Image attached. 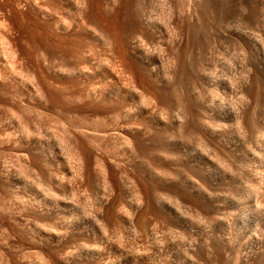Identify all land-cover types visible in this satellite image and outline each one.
<instances>
[{"label": "rangeland", "instance_id": "374dc122", "mask_svg": "<svg viewBox=\"0 0 264 264\" xmlns=\"http://www.w3.org/2000/svg\"><path fill=\"white\" fill-rule=\"evenodd\" d=\"M77 4L81 7L80 9H79V6H76ZM80 4H82V5H80ZM76 7H78V9ZM73 8L76 10H74ZM148 8H150V9H148ZM79 10H80L81 15L79 14ZM83 10H85V11H83ZM144 11H146V12H144ZM149 11H151L152 13ZM148 12H149V14L150 13L152 14L153 18H151V14L149 15ZM147 14H148V16H147ZM171 15L173 16V18L171 17L172 19H170ZM174 15L177 16L176 19L178 21L175 19ZM68 16H69V19H71V20L66 18ZM148 17L151 18L149 21L150 24H148L149 22H147L149 20ZM167 17H169V19ZM145 18L148 19V20L146 19L147 20L146 22H144ZM154 18L156 20H154ZM165 18H167L168 20H166ZM152 20L154 21L153 23H155L156 26H155V24L152 26ZM169 20L170 21L173 20L174 22L171 21V23H172L171 26L166 27V25H168L166 23L170 22ZM63 21L65 22L66 25H67V23H70L69 24L70 27H68L70 29L68 31H66V29H68V28H66V29L64 28L66 25L63 24ZM142 23H144L143 25L146 27V29L144 26H141L142 28L144 27L143 30L142 29L138 30L137 28H140L139 26L142 25ZM145 23L147 26L145 25ZM162 23L165 25H163ZM169 25H170V23H169ZM154 26H155V29L157 30V31L155 30L156 32L153 30ZM163 26H165V27H163ZM147 28L149 29L150 32H148ZM161 28L164 29V33H162L163 29L161 30ZM95 29L98 31H96ZM99 30L102 31L101 32L102 34H98V33H100ZM137 30L139 31V33L143 32V34L145 33L148 36H146L145 34H144L145 37H143V34H141V36H140V34L137 32ZM151 30H153V32H155V34H154L155 36L160 35L159 32L162 31L161 35H163V36L161 37V35H160L161 38L159 36L156 37L157 40H159V38H160V41H157L155 39V36H153L154 38H152L153 34H150V33H152ZM94 33H96V34H94ZM255 33L257 35L259 34L258 37L260 36L259 39H261V40H257L258 37L256 38ZM136 34L140 37H143V38H140L138 36L136 37L135 36ZM66 35H68V37ZM98 35L101 37H99ZM164 35H165V37H164ZM133 36H135L136 39H138V38L143 39L141 41L143 43V45L146 48L149 47L150 49H152V50H150L151 52L149 51L150 55H148V56L143 55V57L141 56L138 58L135 56H131V54L128 52V50H129V46L131 44L130 41H132V39H134ZM253 36H255V37H253ZM131 37H133V38H131ZM149 38L151 40H148ZM173 39H174V41H172ZM254 39H256V40H254ZM146 40H147V43H145ZM175 40H176V42H175ZM155 41H156V43H155ZM252 41H256L257 43L256 42L254 43ZM262 41L264 42V0H0V264H89V263L90 264H93V263L96 264L95 259H91L89 257V255L91 254L92 251H94L93 249L97 248V246L99 247L97 250L101 249L100 245H99L100 243H101V247L103 246L102 252L104 253V254H102L103 257H101L104 260L100 259L102 262L100 264H110V263L111 264H136L137 263L136 261H139L138 264H141V262L143 260V256H145L144 259H146L145 262L147 264H151L153 262L156 263V261H157L156 258H158V261H159V262H157L158 264H160V263H163V264H176V263L177 264H179V263L180 264H185V263H187V264L188 263L189 264H192V263L193 264H264V142H263L264 141V139H263L264 138V68L261 67L262 65H264V58H263L264 57V51L262 49L264 47V45H263L264 43ZM110 42H114V43H112V44H114V46H112V44H110ZM259 42H262L263 44H261ZM168 43H170L169 46H172V47L170 48L171 50L169 49L166 51L167 53L168 52L172 53L173 51L177 52V51H179V49H180V51L183 50L182 51L183 53H181V54H179L180 51L177 54H176V52H173L176 54V55L174 54L175 55L174 59H176V60L173 59V55H172L173 53L171 54L172 57L169 55L167 56V53L163 54L165 49H167L169 47V46H166ZM101 44L103 46L104 45H106V46L103 47ZM116 44H117V46H116ZM147 44H150L151 46L153 44H156V46L158 48L155 47V45L152 46L153 47L152 48V47H150V45L147 46ZM157 44H159L163 50ZM164 44L166 47L164 46ZM174 44L177 46H175ZM253 44L254 45L257 44V47L259 44L260 47L258 49L261 48L260 50H262V51L257 50V47L253 46ZM75 47H76V49H75ZM98 47L102 48L100 51H102L103 49L104 50L102 52H100ZM106 47H108V48H106ZM109 47L113 50L112 53L110 52V54H108ZM118 47L120 48V50L117 49V51H115V48H118ZM177 47L178 48L181 47V48L178 49ZM149 48H148V50H149ZM172 48H174L175 50L172 51ZM176 48H177V50H176ZM239 48H240V52H238ZM97 49H98V51H97ZM160 49L162 52H160ZM81 50H83V51H81ZM84 50H85V52H84ZM105 50L107 51V53ZM156 50L158 51L157 53H156ZM230 50L233 52V55L231 54L232 52L231 53L227 52ZM75 51H78V52H75ZM79 51L82 52V54ZM86 51H90V52H86ZM93 51H95V52H93ZM96 51L100 52V53H96ZM104 51H105V53H104ZM152 51H154L153 52L154 54L152 53ZM235 51L237 52L236 55H235ZM91 52H93V53L91 54ZM159 52H160V54H159ZM75 53H76V56H74ZM85 53L86 54L89 53V54L86 55ZM113 53H115L116 55L118 53L117 56L119 57V55H120V58L126 56V58L125 57L122 58V61H125V60H127V62L131 61V63L133 65H129V64H131L129 62V64L128 63L126 64L127 66H124V64L126 62L125 63L124 62L121 63L122 61L119 62L120 58H118ZM121 53L123 54V56H121L122 55ZM228 53L231 55L229 56ZM238 53L241 56L238 55ZM243 53H244V56H243ZM80 54H81V56L85 54L86 57L89 59H87L86 57L85 58L81 57ZM103 54L104 55L107 54L108 58L109 57L110 58L113 57V58L112 59L109 58L110 60H107L108 59L107 56L105 55L106 56L105 57ZM111 54L114 56H112ZM168 54H170V53H168ZM162 55L163 56L165 55L164 58ZM177 55H180L181 57H183L182 55H184L183 59L180 58L184 62L179 61L180 56L176 57ZM234 55H235L234 60H235V62H238V63L234 62V60H233ZM128 56L130 57V60H128V58H129ZM159 56L160 57L162 56V57L160 58ZM226 56L229 58H227ZM242 56L246 58L245 59L246 62L243 60ZM80 57H81V59H79ZM170 57H171V59H169ZM221 57L224 58V61H223V58H221ZM236 57L238 58V60H236ZM240 57H242V58H240ZM114 58L116 60L118 58V61L117 62L114 61L115 60ZM140 58H142L143 61ZM148 58H149V61H148ZM225 58H227L228 60H225ZM83 59L87 60L88 63ZM166 59L167 60L169 59L171 61V62H169L170 66L168 65V62L165 61ZM172 59L174 60L173 62H172ZM230 59H232V60H230ZM104 60L106 62H104ZM177 60L181 64H179V62H176ZM239 60H242L245 63H247L249 61L248 62L250 64L249 67H248V64L245 65V66H247V67H245V69H246L245 70L244 69L245 63L241 61L242 64L238 65V64H240ZM109 61H111V62H109ZM162 61H165V64H166L165 69H164L165 64L163 65L164 62H162ZM225 61H227V62H225ZM228 61H230V62L228 63ZM186 62H187V64H186ZM221 62L222 63L223 62L228 63L229 65H230V63H233V64L235 63V65H237V67L235 65L233 66V64H231L232 67H231V65L229 66L228 64H225L226 66L227 65L229 66L228 68H232L230 70V73H228L229 76L226 77V75H228V74H226L227 70L225 71V69H224L225 65H224V63L222 64ZM174 63L177 64L176 69L178 68L177 69L178 72L175 69V67L173 69V66H175ZM260 63H261V65H260ZM75 64H76V66H75ZM140 64L143 67L146 66V69H144V71H143V68ZM178 64H179V66H178ZM167 65H168V68H170L172 66L171 67L172 70H171V68L168 69ZM217 65L224 67L223 70H224V74H226V75L223 74L222 68H220L221 73H219L220 72L219 67L215 68V66H217ZM242 65H243L242 70L238 69L239 66H242ZM72 66H75V68L80 66V69L82 67L85 69L82 68L81 71H83V72L78 73V72H81L79 70V67H78L79 71L76 69L78 71L77 72L75 69H73L74 67L71 68ZM128 66H129V68L132 66L136 68V69L130 68V70H131V72L133 70V73L135 71V74L138 75V80L136 81L137 84L135 83L137 76L135 78V77H133V75H135V74L129 73L130 71L127 70ZM212 67H213V69H211ZM235 68H236V70H235ZM248 68H250L249 70H251V73L249 72ZM71 69H73V70H71ZM87 69L88 70L90 69L92 72L88 71ZM166 69H167V71L169 70L168 72H170V70H171L170 76H169L170 73L167 75L168 72L166 73ZM183 69H184V71H183ZM210 69L212 70L213 74L211 73ZM214 69H217V71H215ZM233 69L235 72L233 71ZM237 69H238L239 75H238V73L236 74ZM148 70H149V72L151 71L150 74H149V72H147ZM239 70L241 71V73L245 72V73H242L243 74L242 78H244V79L241 78V80H244V81L239 80V77L242 75ZM140 71H142V72H140ZM174 71H175V74L173 73ZM231 71L233 74H231ZM126 72H128V73H126ZM144 72H146V73H144ZM214 72L219 73V75L217 73L214 74ZM141 73L147 74V76H145L144 74L142 75ZM209 73L212 74V78L210 77L211 75ZM247 73H248L249 77L244 76ZM249 73L251 75L252 74L255 75L254 73H256V75L254 76L255 78H253ZM230 74L231 75L236 74L237 76H231ZM151 75H152V78H150ZM164 75H167V76H164ZM213 75L215 77V80L213 78ZM171 76L174 78V79L172 78L173 80L171 79ZM159 77H160L161 81L159 80ZM161 77H163V78H161ZM208 77H209V79H208ZM234 77H235V79H232ZM247 77L249 78L248 81H247ZM251 78L253 79L252 81H250ZM139 79H140L141 84H142L140 86V88H138V86L140 85ZM150 79H152V80H150ZM163 79H164V81H163ZM212 80H214L213 81L214 84L212 83ZM237 80L241 81L242 82L241 86L244 84L243 85L244 87L243 86L240 87L241 89L237 88L238 91H235V90H237V89H235L236 85H237V87H238V84L240 85V82H238ZM129 81L132 83V85ZM133 81L135 84H133ZM235 81H237L238 84ZM102 82L103 83L105 82V83H104V85H102V87H100V85L103 84ZM108 82H109V84H108ZM157 82H158V84H157ZM217 82H218V84H216ZM232 82L233 83L235 82L236 85H235V83L233 85ZM248 82H249V84H247ZM250 82H253V83L250 84ZM94 83H96V85ZM97 83L99 86L98 88H97ZM115 83H117V84H115ZM138 83H139V85H138ZM181 83L183 84L184 90L180 86ZM211 83H212V85H211ZM245 83H246V86L249 85L248 86L249 88L245 86ZM90 84H93V85H90ZM112 84H113V86H112ZM123 84H125V85L123 86ZM143 84L145 86H143ZM176 84H177V86H176ZM231 84H232L233 88L235 86V88L233 90H232L231 86H229ZM108 85L111 87H109ZM129 85H131V86H129ZM146 85H148V86L146 87ZM91 86H92V88L94 86V88L92 89ZM105 86H106V88H105ZM128 86L131 87L130 89H133V90H130ZM133 86H134V88H133ZM135 86H137V88L139 90L140 89L142 90V88L145 87L144 89H146V91L144 89L142 90L143 92L140 90L142 92V93L140 92L142 95L141 94H139V95H141V96H145V95L147 96V95L151 94L150 89L152 90L151 92L153 93V95L146 97L147 101H149V99H150L149 102L144 103V102H146V98L145 97L142 98L141 96H138V94H135L136 92L139 93V91L135 90V89H137ZM215 86H216V88L220 87L221 89L218 88L219 90L218 89L215 90V88H214ZM222 86L224 87L226 92L224 91ZM89 87L93 91L95 89L97 92L99 91L98 94L96 92L90 91ZM157 87L159 88L158 89L159 91L162 89L161 91L163 92V95H160L161 91L157 93V91H158L156 89ZM178 87L180 89L179 91H182L183 94L185 92L184 97H183V94L182 95L179 94L180 96L183 97L182 99H179V101H181L182 104L183 103L186 104L187 102H185V101H188V100L190 102V103L188 102V104H187V105L191 106V107L188 106L189 109L191 108V110H188L189 111L188 113H187V110L185 111L184 109L183 110L181 109V107L186 108L185 107L186 105H182L180 102H177L178 96L176 97V95L178 93H181V92H176V90H178L176 88H178ZM121 88L123 89L124 93L126 91L125 94L123 93ZM174 88H175V90H174ZM226 88L228 90H226ZM212 89L215 91H218L217 94L215 91H212ZM229 89H231V90L229 91ZM242 89L244 90L243 91L244 93L240 91ZM116 90H117V93H116ZM128 90H129V92H128ZM209 90H210V92H208ZM248 90H249V92H247ZM81 91H83V92H81ZM86 91H87V93H86ZM89 91L92 94L88 95ZM148 91H149V94L144 95V93H147ZM111 92L114 94H112ZM131 92H132V94H129ZM155 92L157 93L156 95L158 96V97L157 96L156 97L159 99L162 96H164L161 98L162 101L155 97V95H154ZM174 92L177 94H175ZM195 92L197 94H195ZM228 92H234L235 94H231V93L228 94ZM239 92L242 93L241 95H243V96H245L247 94L245 96V98H247V102H249L248 104L247 103H246V105L241 104L242 101H243V103H245L246 101L244 102L245 98H242L243 96H241V97L238 96ZM84 93H86V94H84ZM95 93H96V95H99L100 98H98V96H96ZM115 93L118 96H120L122 100L120 99V97L116 96ZM119 93H120V95H119ZM122 93H123V96H122ZM171 93L174 94L175 96H173ZM213 93L215 94L214 97L216 95L218 96V100H217V97H216V99L214 97H213L214 99L211 98L213 96ZM107 94H109V95H107ZM80 95H82V96H80ZM91 95H93V96L95 95L94 96L95 100H94L93 96H91ZM129 95H133L134 99H133V96H129ZM228 95L229 96L231 95L230 97L233 96V98L235 96L237 98V96H238L240 99L235 98L237 100L236 101L233 98H229ZM248 95H249V97H248ZM83 96L85 99L83 98ZM112 96L114 97L113 100H112ZM180 96H179V98H180ZM87 97L89 98V101H91V103L88 101ZM107 97H110V98H107ZM139 97L141 98L142 102H140ZM148 97H150V98L148 99ZM163 98L164 99L167 98V100L169 102L167 100H164ZM102 99H103V101H101ZM110 99L112 100L111 103L109 102ZM128 99H129V101H128ZM135 99H137V100H135ZM209 99L211 102L213 101L214 103H210ZM107 100H108V102H107ZM120 100H121V102H120ZM155 100L158 103H156ZM215 100H216V102H215ZM232 100H234V101H232ZM238 100H242V101L240 102ZM87 101L89 103H86ZM92 101L93 102L96 101L94 103L95 106L98 104L99 101H101V103L102 102L103 103L102 104L99 103V105L95 107ZM152 101H154V102H152ZM159 101H161V103H159ZM105 102H107L109 104H107ZM119 102L121 105L118 104ZM129 102H131V103H129ZM134 102L136 105L134 104ZM122 103H123V105L126 106V108H125V106H122ZM152 103H154L153 105H156V104H159V106L161 104L162 105L160 107L158 105L153 107ZM167 103H168V105H167ZM174 103H175V106H174ZM178 103L180 106H178ZM91 104H92V106H91ZM113 104H115L116 106ZM131 104L132 105L134 104L133 110L129 109L132 106ZM138 104L140 106L142 104V106L140 107V106H138ZM145 104H147V105H145ZM163 104H166L167 106H171V107H168V108H170L169 114L167 113V112H169L168 108L166 109V107H165L164 110H166V111L162 110L164 108L163 106H165ZM171 104L174 106V109H173ZM213 104H215V105H213ZM101 105H104L105 109L103 106H102L103 108H101L100 107ZM127 106L129 108H127ZM136 106L139 108H137ZM147 106H149V107H147ZM150 106L152 109L150 108ZM177 106L179 107V109L177 108ZM112 107L115 109L117 107H121V108L116 109V111H118L119 115H117V112H115V109H113ZM134 107L137 108L138 111L135 110ZM143 107L145 108V110H143V111L140 110V109H143ZM158 108L160 111L158 110ZM188 108H186V109H188ZM153 109L154 110L157 109V110H155V112H154ZM176 109H178V110L181 109L180 114L181 113L184 114V115L181 114L180 118L182 119V121H179V122H182V123H180V124H178L179 122H177L175 120V117L173 115L177 111ZM99 110H101V111L103 110V111L101 112ZM112 110H114V112ZM124 110H126L128 114H126V111L124 113ZM129 110L132 113L129 114ZM151 110H153V111L151 112ZM161 110H162V113H161ZM174 110H175V112H174ZM99 112L101 114H99ZM133 112H135V114ZM149 112H150V114H149ZM159 112L162 115H164V112H166L167 114H165L162 118L161 117L162 115H160ZM171 112L173 114H171ZM239 112L241 114H239ZM110 113L111 114L113 113L112 116ZM120 113H123V114H121V116H120ZM136 113L138 114L139 117H136L137 116ZM156 113L159 114L160 116L157 115ZM102 114L105 115V116L103 115L105 118H107L109 116L108 118L110 120L105 119L106 122L108 121L109 123L108 122L104 123L105 121H104V117L101 116ZM186 114H188V115L186 116ZM189 114L191 115L190 121H189V119L186 118V117H188V118L190 117ZM124 115H126V117ZM133 115H134V117H132ZM147 115H148V117H147ZM167 115H168V118L171 115V118H169L168 120L165 121V119H167ZM240 115H242L241 118H240ZM99 116H100V118L102 117L103 119L101 120L99 118ZM113 116H114V118L116 117L117 119L115 120L113 118ZM118 116H119V121H120V118L122 117L121 121L118 123L128 122V120L129 121L131 119L133 120V118H136L135 120L137 122V118H138L139 124L137 122V125L140 128V132L142 130L141 127H143L142 125L144 124L143 131L141 132L142 134L139 132L138 133L139 138L136 136V141L138 142L137 145L139 144L137 146L139 153L137 152L138 150H135L136 154H135V152H133L131 154H130V152L125 153V151H123V150H125V146L123 145V142H124L123 138L120 135L117 136L118 134L115 132H114V134H112L113 128H111L110 126L112 124L113 126L117 127ZM128 116H129V118H127ZM95 117H96V119L97 118L99 119V120L97 119L99 122L98 121L95 122L96 124L93 123ZM123 117H125V118L123 119ZM159 117H161L162 119ZM193 117H195V118H193ZM140 118H142L143 121L139 120ZM234 118L235 119L237 118L236 119L237 124H236V121ZM71 119L74 121L73 122L74 124L77 122V123H79V125H77V124L73 125V123L71 124ZM158 119L159 120L161 119V121L159 122ZM172 119H173V121H172ZM68 120H70V121L68 122ZM185 120H186V122H185ZM187 120L189 122H187ZM192 120H193L192 125L193 124L195 125L194 122L196 120V125L195 126L193 125L195 127L194 130L192 128L193 126H191V123H190V122H192ZM101 121L103 124H106L107 126L106 125L103 126V124L100 123ZM110 121H113V123H110ZM66 122H68L70 128L68 127V124L67 125L65 124ZM97 122L101 125H99ZM140 122L143 124L141 125ZM174 122H175V125L173 124ZM239 122H240V124H238ZM244 122H246L245 125H244ZM114 123H116V125ZM70 124L73 125L74 127L70 126ZM97 124H98V126L103 127V128L98 127ZM109 124H110V126H108ZM181 124L183 125L182 126L183 130H181V128H180ZM211 124H213L214 127H211L212 126ZM215 124H216V126H215ZM219 124L222 126L220 127ZM235 124H236V126H234ZM95 125L98 128H96ZM178 125H180L179 129L176 127ZM208 125L210 126V128L208 127ZM237 125L239 127H237ZM240 125H242V127L243 126L244 127L242 128ZM75 126L78 127V130H76ZM79 126L83 127V128L84 127L90 128V130L89 129L87 130L89 132L90 131L92 132L93 130H94L93 132H95L97 129H99L96 132V133H98L97 135H99L101 133L100 132L101 130L103 132H106L108 130V133H110L112 130V132L110 133V135H108V137L106 134H105L106 135L105 136L104 133L103 134L101 133V135H104V140L106 137H107L106 139L111 140L112 136H113V141L111 140L109 142L108 140H105L106 142H103L104 140L102 139V142H101L100 139H101V137L103 138V136H101V137L97 136L99 139H96V137H95L96 133L94 134L92 132V135L95 137L94 140L97 141L96 142V141L92 140L94 138L92 135H91V137L89 136V134H91V132L89 134H88V132H86V135L88 134L87 136L90 137V140H91L90 141V140H88L89 137L85 136V133H84L85 130L83 128L80 129ZM150 126L152 128H154V130L152 129L153 131L150 129L151 128ZM184 126H186V127H184ZM225 126H227L229 130L227 129V127H226L227 130H226L224 128ZM65 127L68 130L69 129L72 130V128H73V131H70V130L68 131L66 129V131H68V133H66L67 134L66 135L64 133ZM175 127H176V129H175ZM230 127L232 130L230 129ZM234 127H237V128H234ZM104 128H105V130H104ZM146 128L148 129V131H146L147 130ZM211 128H212V130H214V129L215 130L217 129V130L212 131V130H210ZM240 128H242V129H240ZM249 128H251V129H249ZM79 129L81 131H83L82 132L83 134L80 133L81 131ZM91 129H93V130H91ZM189 129L191 130V132L189 131ZM237 129L240 130L239 134H237L238 133ZM252 129L254 131L257 130V134H259V135L254 133ZM144 130L146 132V135H145ZM195 130H197L196 133L194 132ZM205 130H206V132H205ZM218 130H219V132H218ZM223 130H225V132H223ZM242 130L244 132L241 133ZM114 131H115V127H114ZM210 131H212V132H210ZM220 131L222 132V134L220 133ZM250 131H251V133H250ZM72 132L74 133V135L77 134L76 137H73L74 135H72L73 134ZM150 132H151V134H150ZM192 132L194 134H197V135H195V138H196L195 141L193 140L194 134ZM215 132H217V133L215 134ZM226 132H228V133H226ZM167 133L172 135L173 137L170 135L168 136ZM175 133H176V136H175ZM189 133L191 135L189 137H191V138L184 137V136H186V134L189 135ZM211 134H213V135H211ZM252 134L253 135L256 134L258 136V138H257V136H253ZM78 135H80L78 138L80 139V137H81L80 141L81 140L82 141L78 142V144L80 146H78L77 148L74 147L75 143L73 144L74 146L72 147L73 142L70 143V146H69V144L66 145L64 143L65 141H66V143L67 142L69 143V142H71L70 141L71 139L74 140L75 138L76 139L74 140V142L79 141V139H77ZM144 135H145V138L143 137ZM182 135H183V138H182ZM245 135H248V136L244 137ZM249 135H250L251 140H253V141H250ZM45 136H47L49 139H52V140H49ZM62 136H64V137H62ZM65 136H66V138H65ZM70 136H72V138H70ZM180 136H181V139L183 141L182 140L179 141ZM83 137L86 139L84 140ZM117 137H119L118 139H120V137H121V141L123 140L122 144H121L120 140L116 141ZM170 137H172V138H170ZM259 137H260V139H263V140H260ZM61 138H63L62 141H64V139H65V141L63 142L64 144L61 142V140H60ZM109 138H111V139H109ZM176 138H177V140H176ZM185 138H186V140L192 139V141H194V143L190 142L191 143V145H190V143L188 141L187 142H186V140L184 141ZM243 138H245V139H243ZM143 139H144V141H143ZM247 139H249V140H247ZM44 140H45V142H44ZM98 140L100 142H98ZM148 140H150V142H148ZM35 141H37V142H35ZM114 141H115V143H113ZM201 141L203 143H201ZM40 142H42V144H40ZM47 142L48 143L50 142V143L48 144ZM82 142L85 144V147H86L85 149H83L84 144ZM117 142H119L120 144ZM177 142H179V143H177ZM180 142H183V143H180ZM35 143H38V144H35ZM45 143H47L46 147L43 146ZM53 143H54V145H53ZM116 143L119 144V148L117 147L118 146L117 145V146H115L116 148L114 149V145ZM186 143L187 144L189 143V144L186 145ZM195 143H196V148H195ZM60 144L64 145V146H60ZM124 144H125V142H124ZM150 144L151 145L153 144L152 147ZM65 145L67 147L69 146L70 148L72 147L70 149V151L74 150V148H75V150L73 151L74 153L77 152L76 154H74L75 157L73 156L75 160H77V159L79 160L78 156L81 152H82V156L84 154H85V156H83V157L80 156L81 160L79 162L77 160V161H75L76 163H74V160L71 158L73 155L72 154L73 152L71 153L69 150H67V149H69V147L67 148ZM141 145H142V148H141ZM159 145H160V147H159ZM197 145L199 147H200V145H201V147H204L206 152L201 147L199 149V147ZM48 146H50V147H48ZM163 146H165V147H163ZM186 146L188 147L187 149L185 148ZM39 147H41V148H39ZM65 147L67 148L66 150L69 151L67 153L71 154V157H69L70 154H66V151L64 149ZM79 147L81 148V150L82 149L83 150L81 151L79 149ZM120 147H122L123 149L122 148L120 149ZM183 147H184V149H183ZM59 148H60V150H59ZM162 148H164L165 150L167 149L166 151H168L167 154L169 156L166 153H165L166 155L161 154L163 152H166ZM77 149H79L80 152ZM107 149H110V150H107ZM201 149L203 152L206 153V156H205V153L203 154ZM86 150L88 151L87 154L90 153L89 155H91V156H89V155H88V157L86 156L87 155L85 152ZM144 150L148 154H146V152ZM161 150H163V152ZM191 150H193V151H191ZM61 151H62V157H61V153H60ZM46 152H47V154H46ZM63 152H64V154H63ZM109 152H110V154H108ZM152 152H153V154H151ZM170 152H171V154H170ZM116 153L119 154L120 156L116 155ZM122 153L123 154L125 153V155L123 156ZM133 154H134V156L136 155V157L130 158L133 156ZM143 154L145 155V157L148 156V157H146L148 159L147 161L144 160L145 157L143 158V156H144ZM159 154H161V155L159 156ZM208 154H211V156H209ZM34 155H35V157H34ZM65 155H69L67 157L72 159L73 161L69 160L68 158L66 160ZM76 155H77V157H76ZM115 155L118 156V157H116L117 159L115 158ZM121 155L123 156L122 158H121ZM138 155H141V156H138ZM152 155H154L155 157H153ZM162 155H163L164 159L162 158ZM173 155H174V158H172V161H171L170 159H171V157H173ZM202 155H203V157H201ZM212 155L214 156V159L212 158L213 157ZM92 156L94 157L93 158L94 160L92 159ZM98 156H99V158H101V159H99L100 162H102V161L104 162L103 163L104 167H101L102 169L99 168L101 163L98 162L99 161ZM167 156L169 158H167ZM27 157H28V161H29V159L31 160L34 158L33 160L30 161V162H33L32 164H30V162L27 164V162H28L26 160ZM95 157L97 158V160ZM152 157H153L154 162L151 160ZM218 157H219V159H218ZM50 158H52V160ZM82 158H84V160H83L84 162L82 161ZM102 158H104V159L106 158V161H104V159H102ZM113 158H115L116 160H119V161L121 160L122 162L124 161L123 162L124 164L120 161L121 165H123V168H122V166H120L121 168H118L119 167V161L117 163L118 164V166H117L116 165L117 161L114 160L115 162H113ZM123 158H125V159L123 160ZM141 158H143V159H141ZM203 158H204V160H203ZM133 159L136 161H134ZM137 159H139V160H137ZM221 159L223 160L222 161L223 163L225 162L224 165L226 164L228 167L229 166L230 167L229 168H227V167L223 168L224 165H221V167H220L221 169L218 168L220 166V164H223L221 162ZM68 160L71 163L73 162L72 163L73 165L78 163L81 166V165H83V163H85V166L84 165L81 166V167H84L85 169L79 168V170L81 172L78 171V173H77L74 170V169H76L74 166H76L77 169L80 166L79 165L73 166L72 164H70L71 166H69ZM86 160H87V163H86ZM158 160L161 163L158 162ZM48 161L51 162L52 164L54 163L55 165L56 164L57 165L56 166L52 165ZM60 161H63V162L60 163ZM95 161H97L98 164H100L98 167L96 166L97 162H95ZM132 161H134V162H132ZM148 161L151 162L150 164L153 163V167L151 165H149ZM212 161H213V163H211ZM105 162H107L108 165ZM146 162H147V164H146ZM218 162H219V164H218ZM125 163H126V166H125ZM58 164H62L63 166H60ZM66 164H68V165H66ZM103 164H102V166H103ZM156 164L158 166H160L159 168L161 170L159 168H157L158 170L154 169L157 167ZM34 165L38 168H35ZM48 165L50 167H52L53 169L51 168V170H50V167ZM209 165H212L211 167H212V171H213L212 173L213 174L211 173V171H209V170H211V167ZM72 166L74 167V169H72L73 168ZM108 166H109V169H108ZM149 166H150V168L151 167L153 168V171H151L152 168L150 169ZM91 167H92V169H91ZM105 167H106V169H105ZM124 167H126V169ZM214 167L219 169V170H223V171H221L219 173V170L215 169ZM42 168H45L46 170H43ZM86 168H87V172H86ZM165 168L172 170L171 174L172 175L174 174L175 177H173L172 175L170 176V170H169V173H166L168 169L165 170ZM36 169H38L39 172H43L41 174L43 175V177H44V175H46L45 177L47 179H45V177L43 178L40 174L36 175L38 173V171ZM40 169H41V171H40ZM54 169L58 173H56ZM81 169H84V170H81ZM95 169H98L99 172H97ZM120 169H124L125 172L120 170ZM226 169H228L227 172H226ZM106 170H107V172H106ZM108 170H110V172ZM126 170H129V171L131 170V171L127 173ZM200 170H202L203 172ZM207 170H208V172H205ZM34 171L37 173L35 174ZM65 171L67 172L68 177L64 175V174H66ZM72 171H74L75 175L73 174ZM121 171L124 172V174L126 173L125 176H128V177H126V179L123 178L124 174L123 173L121 174ZM136 171H138V172H136ZM157 171H159V172H157ZM214 171H215V173H214ZM84 172H86V173H84ZM155 172H157L156 175H155ZM160 172H163L162 175H160L161 174ZM199 172H200V174H199ZM79 173H81L80 177H79ZM88 173H90V175ZM100 173H102V174L100 175ZM105 173H106V175H105ZM107 173L110 174L109 175L110 178H109ZM129 173H130V175H127ZM152 173H153V177H151ZM208 173H210L213 176L215 181L213 180V178H211L212 176H210V174H208ZM56 174H58V176ZM59 174L61 176H59ZM86 174L88 176H85ZM97 174L100 176L101 179L100 178L98 179L99 176ZM120 174L122 177L120 176ZM198 174H199V176H198ZM47 175H48V177H47ZM54 175H56V178ZM63 175L65 177H67L66 182L64 179H62V182L61 181L59 182V179L61 180V178L58 179V177L65 178ZM72 175H74L73 176L74 182L72 181V178H71ZM82 175L84 177H87L86 179L85 178L83 179L84 181L81 180ZM164 175H166L167 178ZM39 176H41L42 179H41V177L37 178ZM102 176H103V178H102ZM129 176L131 177V179H129L130 181L128 183L127 181H128V178H130ZM163 176L166 180L164 178H162ZM74 177H75V180H78V181L80 180V181L79 182L75 181ZM95 177H97V178H95ZM111 177L113 178L115 185L117 182L118 183L115 187L116 192H115V190L113 192L111 191L113 189L112 187H111V189H109L108 192L110 193V191H111V193H113L115 195L118 193L117 196L118 195L119 196L118 197L115 195L113 196V194L110 193L111 196L108 195L109 198H107L106 204L102 208V205H101L102 198H101V200L99 199L100 196L103 197L101 195L102 192H99V191H101L100 186L102 184V181L104 182L108 178L110 180ZM135 177L137 178V180H134V182H133L132 178L136 179ZM168 177H170V179ZM171 177H173V178H171ZM190 177L197 179V181L195 180L197 183L194 181V179L192 180V178H190ZM68 178L69 179L71 178L70 180L72 182H70V180ZM77 178H79V179H77ZM122 178L124 179V181L126 180L125 181L126 183L124 181H122ZM209 178H210V180H209ZM160 179L163 181H161ZM57 180H58V182H57ZM63 180H64V182H63ZM97 180H98V183L99 182L101 183V184L99 183V185H100L99 187H98ZM109 180H107L106 182H108ZM82 181L85 183H81ZM191 181H192V183H190ZM48 182H50V183H48ZM52 182H54V183H52ZM132 182L133 183L137 182L136 183L137 186L134 185ZM51 183H52V186L49 187V185ZM79 183H81L82 187L79 185ZM86 183H88L87 184L88 186H85ZM127 183H128V185H127ZM62 184L65 186V189H63L64 186H62ZM67 184L69 185V187ZM90 184L91 185L93 184V185L91 186ZM131 184H133L132 185V186H134L133 188H132ZM95 185H97V187H95ZM143 185L145 186L146 189L143 188ZM195 185H197L198 187ZM73 186H74V188L76 186L75 189L77 190V188H78V191L81 189L80 190L81 192H78V193H81L80 195L78 194L79 196L77 195V191L73 190L74 189V188H72ZM78 186L81 188L79 189ZM83 186H84V188H83ZM89 186H91V188ZM93 186H94L95 190H96V188H98L97 192L93 189ZM109 186L110 185L108 184L107 187L109 188ZM45 187H48V189L47 188L46 189L54 192V194H52L50 191H48V193L45 194V191H44ZM52 187H54L53 189L56 188L55 190H57L56 191L57 193L55 192V190L52 189ZM130 187L132 189H130ZM196 187H197V189H196ZM124 188H127V189H124ZM134 188H136V189L139 188L140 190L139 189H137V190L141 191V194H140V192H139L140 195L137 194L136 190ZM66 189H67V192H66ZM128 189L130 191H128ZM61 190H62L61 193H63V194L60 193ZM87 190H89V191L94 190L93 194H95L94 197H96L97 201L95 200V198H93V194L90 195L92 198H89V194L92 192H89V191L87 192ZM58 191H59V195H58ZM71 191H73V192L75 191L76 192V193L74 192L75 195ZM82 191H84V192L82 193ZM120 191L122 192L121 194H120ZM125 191H127V192H125ZM134 191L136 193V197H135V195H133L134 193H132ZM146 191H147V194H146ZM49 192L52 195H54V196L51 195L52 201H49V200H51L50 195L48 196V194H50ZM42 193H43V195H42ZM128 193H129V196L127 195ZM165 193L167 195L163 196V194H165ZM55 194L57 195L58 198H56ZM86 194H87L89 200L91 199L92 203L91 202H89V203L92 204L93 206H91L88 203L89 200H87L88 198H87ZM124 194L126 196H124ZM44 195H47V197H48V198H46L47 200L45 199L46 196H44ZM61 195H63L62 198H61ZM130 195L132 196V198ZM153 195L157 198H155ZM84 196H85V202H84V200H82L84 198ZM158 196L161 200L158 198ZM53 197H55V198L53 199ZM106 197H107V194H106ZM123 197H125V198H123ZM127 197H129L131 200L129 198L127 199ZM138 197L140 198V201H138L139 200ZM143 197L144 198L149 197V198L142 200ZM164 197H165V199H164ZM34 198H38L37 202H36V199H34ZM64 198L73 199L72 200L73 207L70 206L72 204H69V202L71 200L69 201L67 199L68 202H66V200ZM121 198H122V200L125 199L123 201H125L126 204H123L125 202H122ZM134 198L138 199L137 201L139 202V204H138V202H136V200ZM33 199L35 201H33ZM62 199H63V201H62ZM109 199H111V201H112L111 203L109 202L110 201ZM169 199H170V201L175 200L176 202L173 203V201H172L169 203L168 202ZM41 200H43L42 201L43 204H42ZM92 200L96 201V202H93ZM120 200L122 203L120 202ZM134 200L137 204L136 203L134 204ZM141 200L143 203L141 202ZM148 200L151 202H148ZM158 201H160V203ZM58 202L59 203L61 202L60 203L61 205ZM86 202L88 204H86ZM108 202L110 204V207H109V205L106 206L108 204ZM118 202L121 204H119ZM129 202H132V204L131 203L129 204ZM33 203H35L36 205ZM37 203H39V205ZM45 203H47V204H45ZM49 203L52 206H50ZM57 203L59 206H62V208L59 207L60 208L59 209ZM95 203H97L96 204L97 210L102 209L105 211L107 209V211H108V209H109L108 212L107 211L106 212L100 211V212H102V214L100 213L101 218H103L105 216L104 219H102V221L106 220L105 222L108 221V224L105 223L104 221L102 223L101 218L98 216H96V217L91 216V215H94V209H95V215L96 214L99 215L98 211L96 212V208H95L96 205L94 207ZM140 203L143 205H141V207H138V210L139 209L141 210L142 207L145 209V211H143L144 209L141 210L144 214L143 215L144 218H142L143 217L142 212L140 210L139 211L137 210V217L136 218L139 217L137 222L139 221L140 217H141V221H139L140 223L143 222L146 224V222H149L151 220L149 222V224L151 226L153 225L152 229H154V226L155 225L157 226V222H158L157 218L155 216H157L159 218L158 220H160V217L162 218V216L167 217V219H168V220L165 219L167 224L164 223L165 222L164 218H162L163 219L162 221L158 222V225H161V226L163 225V223L166 224L165 226H168L166 228L167 231L164 230L165 229L164 225L162 226L163 229L160 230L161 232L159 231L160 233L157 231L161 228V226L155 227L154 230L157 233L154 232V230H153V233H156L157 235L163 233L162 235H160L158 237H156L157 236L156 234L152 233L153 237L152 236L151 237L153 239H157V240H153L152 238H150V236H149L150 239L147 238V236L150 235L151 233L147 234L143 230L144 229L143 226L145 224H142V223H141L142 226L140 224H138L142 227L141 228L138 226L142 230L140 229L141 230L140 231L138 228V233H137V236L138 235L140 236V234H142L140 232L143 231L144 234L141 235L142 238L140 237V240H139V239H137V236H135V239H134V237L132 238L133 234L130 235L133 232L130 230V228L128 226L129 225V223H128L129 218L131 217V214H133V212L135 210L134 207H136L137 205L140 206ZM148 203H150V206L151 205L153 206V209L150 206L148 207ZM66 204H67V206H66ZM122 204L126 206L124 208L125 211L123 209V211L125 213L120 212L122 207H124V206H122ZM155 204H157V206ZM43 205H45V206H43ZM87 205L90 206L89 207L90 210H88V211H91V215L86 210L88 208ZM99 205H101V208H99L100 207ZM130 205L131 206L133 205L132 207L134 210L132 209V207ZM146 205H147V207H146ZM166 205H168L169 209L167 208ZM178 205H181V206L179 207ZM48 206H50V207H48ZM54 206L56 207L57 210L54 208ZM65 206L67 209L64 208ZM128 206H130V207H128ZM174 206H176V207H174ZM78 207L80 209H78ZM81 207H83V208L87 207V208L83 210V208H81ZM91 207H93V208H91ZM164 207H166V208H164ZM182 207H184L186 209H184ZM69 208H71V209H69ZM126 208H130L132 210H130V212H128L129 210ZM162 208L165 210H163ZM180 208L182 209L183 213L185 212V214H179L181 212ZM48 209L49 210L51 209V211H53V212H51V211L49 212ZM91 209H93V211ZM147 209H149V210L151 209V210L148 211ZM126 210H128L127 211L128 213L126 212ZM173 210H177V212H179L178 214L180 215V217H178V219H177V216H175ZM72 211H74L73 214H72ZM77 211L79 213H75ZM80 211L82 212V214ZM85 212L88 214H86ZM112 212L113 213L115 212L116 214L114 213V215H112L113 214ZM140 212H141V214H140L141 216H139ZM147 212H148V214H147ZM55 213H58V214H55ZM60 213H61V215H63V217L64 216L65 217L63 218L60 215ZM152 213H153V215L156 214L154 216L155 218L152 217ZM170 213H172V214H170ZM45 214H46V216H45ZM127 214H129L130 217ZM160 214H162V215H160ZM56 215H58L59 217ZM74 215H76V216H74ZM78 215H79V217H83V216L84 217L80 219L77 217ZM87 215L90 219L87 218ZM55 216L58 218H56ZM71 216H73L74 219H70ZM92 217H93V219H92ZM108 217L110 220L108 219ZM115 217L118 219V223H117V220ZM118 217L122 218L123 222ZM145 217H146V219L150 218V220L149 221L146 220ZM186 217H187V219H186ZM60 218H62V219H60ZM67 218H69L70 220H74L75 222L72 223L73 221H70ZM94 218L95 219L98 218L97 219L98 223H96V220ZM179 218H180V220H179ZM190 218H192L191 219L192 221L195 219V221L194 222L190 221ZM142 219H144V221ZM88 220H90V221H88ZM98 220H100V221H98ZM145 220H146V222H145ZM184 220H186V222L188 220L189 224H188V222L186 223ZM196 220L197 221L202 220L203 222L207 223V225H206L205 223L202 222L209 229L207 227L205 229H203V227H205V226L202 224H201L202 226H199L201 221L196 222ZM83 221H84V223H83ZM65 222H66V224H65ZM85 222H87V223H85ZM100 222L104 226H106V227H104L105 229L103 228V226ZM151 222L152 223L156 222V223L152 224ZM160 222H162V223H160ZM180 222L181 223L185 222L186 225H184L185 223L181 224ZM62 223L65 224V226L62 225ZM93 223L95 224V229L97 227V230H95V229L92 230V226H93L92 224ZM99 223L101 224V226ZM193 223H195V224H193ZM197 223H199V224H197ZM40 224H41V227H43V228L40 227ZM77 224H79V225H77ZM84 224L85 225L89 224L90 226L89 225L85 226ZM109 224L111 226H109ZM113 224L114 225L119 224L118 227L121 225L119 227L120 229H118L117 226H112ZM83 225L86 227V230H89V229L91 230V232H90L91 234H93L94 232L95 233L93 235H91V237L83 236V233L81 231H78ZM123 225L125 227L126 226L128 227V228L126 227L127 230L124 227H123L124 229L123 228L121 229V227ZM175 225H178L179 227H177ZM189 225L191 227H188ZM181 226L185 227L187 230ZM212 226H213V228H212ZM33 227H36V228H34L36 231L32 230ZM59 227H61L62 231H63V228H65L66 230L64 232H62V231L60 232V231H58V230H60V229H58ZM77 227H79V228H77ZM113 227H115L116 230H114L115 228H113ZM194 227H195V229H194ZM197 227H198V229H196ZM200 227H201V229H199ZM39 228H40L41 232L38 231ZM49 228L52 229V231L55 228V231H58V233L57 232L55 233L54 231L52 232L51 230H49ZM110 228H111V230H110ZM189 228L194 232V234L191 233ZM73 229L76 231L77 234L74 233L75 231H73ZM103 229L105 232L103 231ZM68 230H69V234L67 233ZM121 230H122V232H121ZM123 230H124V233H123ZM125 230H126V233H125ZM128 230H130L131 232ZM196 230H198V231H196ZM199 230H200V232H199ZM203 230L204 231L206 230L207 232L206 231L204 232ZM208 230L210 233L208 232ZM116 231L117 232L119 231V232L117 233ZM187 231H188V233H190V235L189 234L188 235L191 238L188 237ZM59 233L60 234L62 233V235H65V236H62V238H61V235ZM103 233H105V236L103 235ZM119 233L123 235L124 239L126 237L125 240L121 237L123 239L124 243L121 242L122 239H120V237L118 236ZM166 233H167V236H166ZM170 233L176 234V235L173 234V236H171V237H174L173 240L170 237V235H171ZM74 234H76V235L73 237ZM106 234L107 235L109 234L108 238H106V236H107ZM114 234H116L118 237H116ZM192 234L194 236H191ZM202 234L205 236H207V235H209V236L205 237ZM67 235H68V237H67ZM80 235H82V236H80ZM122 235H120V236H122ZM163 235H165L167 238ZM168 235H169V237H168ZM177 235H178V237H175ZM195 235H197V236L202 235L203 237L199 236L197 238V236H195ZM139 236H138V238H139ZM194 237H196V238H194ZM98 238L101 240H99ZM115 238H119L120 242L123 244L129 243V242L130 243L124 245V247H123V246H120L121 243L119 244L117 242L118 240ZM145 238H146V241H145ZM158 238H160L161 241H163L162 240V238H163L164 242H161ZM165 238H166V241H165ZM169 238H170V240H169ZM185 238L187 241H184ZM56 239H57V241H55ZM64 239H65V241H64ZM96 239L98 240L99 243L96 241ZM105 239H107L108 242L103 243L102 241H104ZM136 239L139 240V242H140V245H139L140 248L143 245V244L141 245V239L142 240L144 239L142 241L143 243L146 242V243H144L143 247L141 248L142 250L148 249L150 247L149 245L152 246L151 243L155 242L156 245H153L155 247L152 246L153 250H151L152 248L151 249L149 248L151 250L150 254L148 252V250H149L148 249L147 250L148 253L144 255V253L142 254L143 251L141 249H139L138 245L135 244V243L139 244ZM175 239L178 242L182 241V240L183 241L179 242V243L177 242L178 243V245H177L176 242L175 243L173 242ZM195 239L197 240L196 242H198V239H199V244H201V245L196 246L197 244L195 241H194V244H192V241ZM84 240L85 241L88 240L90 242L88 243V241L85 242ZM113 240H114V242H113ZM134 240H136V241L134 242ZM167 240H169V241L172 240V244H171V242H169V244L171 246L168 244ZM200 240H202V241H200ZM204 240H205L206 244H205ZM109 241H111V242H109ZM159 241H160V243H162L166 246L161 247ZM188 241H190V242H188ZM207 241H208V243H207ZM84 242L87 244H85ZM93 242H95L94 244L96 245V247L93 245L95 248L94 247L90 248V247H92L90 244H93ZM96 242L98 244H96ZM112 242L113 243L117 242V243L115 245V244H111ZM186 242H187V244L190 245V249H186V248H189V246L187 247V244H185ZM75 243L77 245L79 244L78 245L79 247H77V245ZM148 243H149V245H148ZM157 243L159 244L158 246H157ZM105 244H107V247L104 246ZM123 244H121V245H123ZM131 244H133L132 245L133 247L131 246ZM174 244L176 245L177 248L173 247ZM183 244H184V246H183ZM69 245H72L70 247L75 248V250H76V248L77 249L80 248L79 251H81V249H82V251L74 253L75 251L73 250V248H70ZM179 245H180V247L182 246L184 251L182 248L179 249L180 248ZM191 245H192V247H191ZM206 245H207V248H206ZM66 246H68V248ZM83 246H84V248L86 246L87 247L85 249H83ZM125 246H127V248H125ZM194 246H195V248H194ZM111 247L113 250L111 249ZM116 247L117 248L119 247L118 248L119 250ZM120 247H122V248H120ZM184 247H186V248H184ZM105 248H106V250H105ZM123 248H125V249H123ZM161 248H162L163 252L161 251ZM191 248L195 250L194 253H193V250ZM68 249H70V251ZM88 249H89V252L90 251L91 252L88 253L87 256H85L86 252H88L86 250H88ZM128 249L130 250L131 253L136 252L139 249L138 252L141 251V253L140 254L137 253L139 256H137L136 253H134V254L132 253V255H131L128 252ZM169 249H171V251H169ZM185 249L187 251L189 250L190 252L192 251V254L189 251L185 252ZM67 250H68V253H70L69 255L66 253ZM83 250H84V252H83ZM104 250H105V252H104ZM109 250H111L112 253H110L111 251H109ZM154 250H158V251H154ZM172 250L174 253L172 252ZM152 251H154L155 253ZM178 251H179V254H178ZM181 251L183 253H185V255H187V257H189V258H187L184 254H180ZM156 252H158V255ZM161 252L164 254V256H163L164 258H160L161 254H162ZM65 253H66V256H65L66 259L64 260L63 258H65L64 257ZM71 253H73V254H71ZM78 253H82V254L84 253L82 255L84 258L81 257V254H78ZM151 253H152V255H151ZM165 253H167V255ZM188 253H190L191 255ZM129 254H130V256H129ZM77 255H79L80 257ZM109 255L111 256V259H109V261H108V258H110ZM134 255L137 257H135ZM146 255L147 256L150 255V257L149 256L146 257ZM133 256H134V258H133ZM151 257H153V258H151ZM178 257H180V259L183 261H186V259H187V261L184 263ZM137 258H138V260H137ZM67 259H69V260H67ZM152 259H154V260H152ZM161 259L162 260L165 259L164 262ZM173 259H177V260H173ZM80 260L83 262H80ZM121 260H122V262H121ZM148 260H151V261H148ZM77 261H79V262H77ZM170 261H172V262H170ZM189 261L190 262L192 261V262L190 263Z\"/></svg>", "mask_w": 264, "mask_h": 264}, {"label": "bare ground", "instance_id": "6f19581e", "mask_svg": "<svg viewBox=\"0 0 264 264\" xmlns=\"http://www.w3.org/2000/svg\"><path fill=\"white\" fill-rule=\"evenodd\" d=\"M82 3H83V2H82ZM80 5H82V4H80ZM76 6H79V5L77 4ZM82 7H83V6H82ZM53 8H54V7H53ZM76 8L78 9V7H76ZM80 8H81V7L79 6V9H80ZM151 8H152V7H151ZM73 9H74V8H73ZM148 9H150V8H148ZM74 10H76V9H74ZM74 10H73V11H74ZM71 11H72V10H71ZM83 11H85V10H83ZM151 11H152V10H151ZM151 11H149V12H151ZM69 12H70V11H69ZM144 12H146V11H144ZM149 12H148V14H149ZM152 12H153V11H152ZM152 12H151V13H152ZM83 13H84V12H83ZM151 13H150V14H151ZM71 14H72V13H71ZM75 14H76V13H75ZM79 14H80V10H79ZM148 14H147V16H148ZM150 14H149V15H150ZM80 15H81V14H80ZM172 15H173V14H172ZM172 15L170 16V19L173 18ZM153 16H154V15H153ZM64 17H65V16H64ZM80 17H81V16H80ZM171 17H172V18H171ZM174 17H175V19H176L177 16L174 15ZM66 18L69 19V16L66 17ZM148 18H149V17H148ZM151 18H153V17H152V14H151ZM151 18H149V20H148L147 18H145V21H144V22H146L147 20H148L147 22H149ZM155 18H156V17H155ZM155 18H154V20H156ZM167 18L169 19V17H167ZM167 18H165V19L168 20ZM146 19H147V20H146ZM175 19H174V20H175ZM65 20H66V19H65ZM69 20H71V19H69ZM163 20H164V19H163ZM176 20H177V19H176ZM169 21H170V20H169ZM171 21L174 22L173 20H171ZM171 21L166 23V24H168V25H166V27L171 26V24H172ZM177 21H178V20H177ZM153 22H154V21L152 20V26L155 24V23H153ZM156 23H157V22H156ZM163 23H164V22H163ZM163 23H162V24H163ZM169 23H170V25H169ZM176 23H177V22H176ZM176 23H175V24H176ZM63 24L66 25L64 21H63ZM69 24H70V23H67V25H66L64 28L66 29V28L70 27ZM143 24H144V23H142V25L139 26L140 28H137V29H138V30H139V29H140V30H141V29L143 30V28L145 27ZM148 24H150V22H149ZM136 25H137V24H136ZM145 25H146V23H145ZM163 25H165V24H163ZM137 26H138V25H137ZM141 26H144V27L142 28ZM146 26H147V25H146ZM155 26H156V24H155ZM155 26L153 27V28H154V29H153L154 31L156 30V29H155ZM157 27H158V26H157ZM157 27H156V28H157ZM163 27H165V26H163ZM64 28H63V29H64ZM149 28H150V27H149ZM158 28H159V27H158ZM69 29H70V28L66 29V31H68ZM145 29H146V27H145ZM162 29H163V28H161V30H162ZM166 29H167V28H166ZM169 29H170V28H169ZM61 30H62V29H61ZM93 30H94V29H93ZM95 30H96V29H95ZM138 30H137V32L139 33ZM147 30H148V32H150L148 28H147ZM147 30H146V31H147ZM153 30H151L152 33H150V34H153V35H152V38H154L153 36H155L154 34H155V32L157 31V30H156L155 32H153ZM96 31H98V30H96ZM99 31H100V30H99ZM101 32H102V31H100V33H98V34H102ZM161 32H162V31H161ZM161 32H159L160 35H161ZM258 32H259V31H258ZM69 33H70V32H69ZM162 33H164V29H163V32H162ZM94 34H96V33H94ZM103 34H104V33H103ZM139 34H140V36H141V34H143V32H142V33H139ZM144 34H145V33H144ZM144 34H143V37H145V35H146V34H145V35H144ZM69 35H70V34H69ZM160 35H158V36L160 37ZM252 35H253V34H252ZM252 35H251V36H252ZM255 35H256V38H257L259 34L257 35V34L255 33ZM66 36L68 37V35H66ZM98 36H99V35H98ZM135 36L137 37L138 35L136 34ZM135 36H133L134 39H132V41H130L131 44H130V46H129V50H128V52L131 54V56H135V57L138 58V57H141V56L143 57V55H144V56H148V55H150V52H151L150 50H152V49H150L149 47L146 48V47L143 45V43L141 42L143 39H139V38L136 39ZM140 36H138V37H140ZM146 36H148V35H146ZM158 36H155V39H156V37H158ZM162 36H163V35H161V37H162ZM262 36H263V35H262ZM70 37H71V36H70ZM77 37H78V36H77ZM99 37H101V36H99ZM103 37H104V36H103ZM133 37H131V38H133ZM143 37H140V38H143ZM161 37H160V38H161ZM164 37H165V35H164ZM253 37H255V36H253ZM160 38H159V40H157V39H156V40H157V41H160ZM259 38H260V36L257 38V40H261V39H259ZM103 39H104V38H103ZM81 40H82V39H81ZM148 40H151V39L149 38ZM165 40H166V39H165ZM254 40H256V39H254ZM153 41H154V40H153ZM161 41H162V40H161ZM172 41H174V39H173ZM107 42H108V41H107ZM107 42H106V43H107ZM143 42H144V41H143ZM163 42H164V41H163ZM175 42H176V40H175ZM252 42L255 43L256 41H252ZM262 42H263V41H262ZM262 42H259V43L263 44L264 42H263V43H262ZM104 43H105V42H104ZM112 43H114V42H110V44H112ZM128 43H129V42H128ZM145 43H147V40H146ZM148 43H149V42H148ZM152 43H153V42H152ZM155 43H156V41H155ZM160 43H161V42H160ZM166 43H167V42H166ZM171 43H172V42H171ZM173 43H174V42H173ZM256 43H257V42H256ZM107 44H108V43H107ZM110 44H109V45H110ZM117 44H118V43H117ZM117 44H116V46H117ZM162 44H163V43H162ZM261 44H260V45H261ZM101 45H102V44H101ZM109 45H108V46H109ZM122 45H123V44H122ZM145 45H146V44H145ZM149 45H150V44H147V46H149ZM154 45H155V47H157L156 44H153L152 46H154ZM157 45H159V44H157ZM169 45H170V43H168L166 46H169ZM174 45H175V44H174ZM263 45H264V44H263ZM77 46H78V45H77ZM102 46H103V45H102ZM104 46H106V45H104ZM104 46H103V47H104ZM112 46H114V44H112ZM112 46H111V47H112ZM118 46H119V45H118ZM126 46H127V45H126ZM152 46L150 45V47H152ZM159 46H160V45H159ZM162 46H163V45H162ZM164 46H165V44H164ZM166 46H165V47H166ZM175 46H177V45H175ZM175 46H174V47H175ZM253 46L257 47V44H256V45L253 44ZM81 47H82V46H81ZM120 47H121V46H120ZM171 47H172V46H169L167 49L164 48L165 51L163 52V54H164V53H167L166 51L169 50ZM259 47H260V46H259V44H258L257 50L262 51V50H260L261 48L258 49ZM98 48H99V47H98ZM106 48H108V47H106ZM112 48H113V47H112ZM127 48H128V47H127ZM148 48H149V50H148ZM152 48H153V47H152ZM157 48H158V47H157ZM160 48H161V46H160ZM177 48H178V47H177ZM177 48H176V50H177ZM179 48H181V47H179ZM179 48H178V49H179ZM75 49H76V47H75ZM101 49H102V48H99V51H100ZM110 49H111V48L109 47L108 54H110V52L112 53V51H113L112 49H111V50H110ZM117 49L120 50V48L118 47V48H115V51H117ZM122 49H123V48H122ZM122 49H121V50H122ZM125 49H126V48H125ZM125 49H124V50H125ZM155 49H156V48H155ZM161 49H162V48H161ZM161 49H160V52H162ZM236 49H237V48H236ZM262 49H263V51H264V47H263ZM72 50H73V49H72ZM103 50H104V49H103ZM103 50H102V51H103ZM106 50H107V49H106ZM106 50H105V51H106ZM158 50H159V49H158ZM162 50H163V49H162ZM170 50H171V49H170ZM173 50H175V49L172 48V51H173ZM181 50H182V49H181ZM81 51H83V50H81ZM97 51H98V49H97ZM97 51H96V53H100V52H102V51H100V52H97ZM105 51H104V53H105ZM115 51H114V52H115ZM149 51H150V52H149ZM179 51H180V49H179ZM179 51H177V52H176V51H173V52H176V54H177V53H179ZM182 51H183V50H182ZM182 51H180L179 54L183 53ZM233 51H234V50H233ZM241 51H242V50H241ZM253 51H254V50H253ZM75 52H78V51H75ZM79 52H80V51H79ZM84 52H85V50H84ZM86 52H90V51H86ZM93 52H95V51H93ZM93 52H91V54H92ZM118 52H119V51H118ZM120 52H121V51H120ZM153 52H154V51H152V53H153ZM157 52H158V51L156 50V53H157ZM160 52H159V54H160ZM173 52H172V53H173ZM227 52H230V53H231L232 51L230 50V51H227ZM238 52H240V48H239V51H238ZM242 52H243V51H242ZM255 52H256V51H255ZM255 52H254V53H255ZM80 53L82 54V52H80ZM106 53H107V51H106ZM115 53H116V52H115ZM115 53H113V54H115ZM168 53H170V54H168ZM168 53H167V56H168V55L171 56L172 53H171V52H168ZM236 53H237V52L235 51V55H236ZM77 54H78V53H77ZM81 54H80V56H81ZM85 54H86V53H85ZM85 54L82 55L81 57L85 58L86 55H88L89 53L86 54V55H85ZM121 54H122V53H121ZM153 54H154V53H153ZM174 54H175V53L172 54V55H173V59L175 58L174 56L176 55V54H175V55H174ZM184 54H185V53H184ZM228 54H229V53H228ZM231 54L233 55V52H232ZM231 54H229V56H230ZM241 54H242V53H241ZM255 54H256V53H255ZM103 55H104V54H103ZM105 55H106L107 58H108V55H107V54H105ZM105 55H104V56H105ZM111 55H112V54H111ZM115 55H116V54H115ZM117 55H118V53H117ZM117 55H116V56H117ZM126 55H127V54H126ZM128 55H129V54H128ZM226 55H227V54H226ZM235 55L233 56V60H234ZM238 55H240V54L238 53ZM238 55H237V56H238ZM256 55H257V54H256ZM74 56H76V53H75ZM77 56H78V55H77ZM89 56H90V55H89ZM89 56H88V57H89ZM106 56H105V57H106ZM112 56H114V55H112ZM121 56H123V54H122ZM162 56H163V55H162ZM162 56H161V57H162ZM164 56H165V55H164ZM164 56H163V58H164ZM167 56H166V57H167ZM178 56H180V55H177L176 57H178ZM182 56H183V57L180 56L179 59H180V58L183 59V58H184V55H182ZM240 56H241V55H240ZM243 56H244V53H243ZM243 56H242V57H243ZM81 57H80L79 59H81ZM117 57H118V56H117ZM124 57L126 58V56H124ZM124 57H122V58H124ZM128 57H129V56H128ZM128 57H127V58H128ZM159 57H160V56H159ZM161 57H160V58H161ZM166 57H165V58H166ZM171 57H172V56H171ZM171 57H170L169 59H171ZM185 57H186V56H185ZM226 57H227V56H226ZM242 57H240V58H242ZM77 58H78V57H77ZM86 58H87V57H86ZM109 58H110V57H109ZM109 58H108L107 60H110V59H112L113 57H111L110 59H109ZM118 58H120V55H119ZM118 58H117V60H116L115 58H114L115 60H114V59H113V60L117 62V61H118ZM122 58L119 59V62L122 61ZM150 58H151V57H150ZM221 58H223V57H221ZM227 58H229V57H227ZM227 58H225V60H228ZM230 58H231V57H230ZM263 58H264V57H263ZM79 59H78V60H79ZM87 59H89V58H87ZM104 59H105V58H104ZM135 59H136V58H135ZM140 59L142 60V58H140ZM143 59H144V58H143ZM169 59H168V60H169ZM173 59H172V62H173L174 60H176V59H174V60H173ZM177 59H178V58H177ZM179 59H178V60H179ZM181 59H180L179 61L184 62V61L181 60ZM245 59H246V58L243 57V60H244V61H245ZM83 60H85V59H83ZM105 60H106V59H105ZM105 60H104V62L107 61V60H106V61H105ZM124 60H125V59H124ZM128 60H130V57L128 58ZM138 60H139V59H138ZM163 60H164V59H163ZM168 60L166 59L165 61L168 62V65L170 66V63H169V62H171V61H170V60L168 61ZM178 60H177L176 62H179ZM230 60H232V59H230ZM236 60H238L237 57H236ZM85 61L88 63L87 60H85ZM85 61H84V62H85ZM132 61H133V60H132ZM142 61H143V60H142ZM148 61H149V58H148ZM165 61H162V62H164L163 65L165 64ZM223 61H224V58H223ZM239 61H240V64H238V65H241V64H242V63H241L242 60H239ZM244 61H242V62H244ZM86 62H85V63H86ZM109 62H111V61H109ZM116 62H115V63H116ZM123 62H124V63L126 62V63L124 64V66H127L126 64H127V63L129 64V62L131 63V61H128V62H127V60L122 61L121 63H123ZM146 62H147V61H146ZM219 62H220V61H219ZM219 62H218V63H219ZM225 62H227V61H225ZM229 62H230V61H228V63H229ZM234 62H235V60H234ZM245 62H246V61H245ZM245 62H244V63H245ZM248 62H249V61H248ZM248 62L245 63V64L243 63V64H244V69H245V67H247V66H245V65H247V64H248V67H249L250 64H249ZM107 63H108V62H107ZM147 63H148V62H147ZM149 63H150V62H149ZM221 63H222V62H221ZM223 63H224V62H223ZM223 63H222V64H223ZM228 63H224V65H225V64H228ZM235 63H238V62H235ZM235 63H234V64H233V63H230V65L233 64V66H234ZM118 64H119V63H118ZM174 64H175V63H174ZM174 64H173V65H174ZM179 64H181V63L179 62ZM179 64H178V66H179ZM184 64H185V63H184ZM186 64H187V62H186ZM129 65H133V64L131 63V64H129ZM140 65H141V64H140ZM168 65H167V68H168ZM171 65H172V64H171ZM219 65H220V64H219ZM219 65L215 66V68L219 67V71H220V72H219V71H218V72L221 73L220 68H222V70H223L224 67L219 66ZM228 65H229V64H228ZM228 65H227V66L225 65V68H224L225 71L227 70V73L225 72L226 74L230 73V70L232 69V68H228V67L230 66V65H229V66H228ZM260 65H261V63H260ZM67 66H68V65H67ZM70 66H71V65H70ZM70 66H69V67H70ZM75 66H76V64H75ZM75 66H72L71 68L74 67L73 69H75V70L77 69V70H78V67H79V70H80V71H81L82 68H83V67H82V68L80 69V66H78L77 68H75ZM121 66H122V65H121ZM141 66H142V65H141ZM164 66H165V67H164V69H165V68H166V64H165ZM235 66L237 67V65H235ZM90 67H91V66H90ZM92 67H93V66H92ZM152 67H153V66H152ZM171 67H172V66H171ZM171 67H170V68H171ZM174 67H175V69H176L177 64H175V66H173V69H174ZM183 67H184V66H183ZM231 67H232V65H231ZM242 67H243V65H242V66H239L238 69L242 70ZM261 67L264 68V65H262ZM93 68H94V67H93ZM130 68H131V69H132V68L134 69L135 67L132 66V67H130ZM130 68H129V66H128V69H127V70L130 71L129 73L131 74V73H133V70H132V72H131ZM138 68H139V67H138ZM142 68H143V71H144V69H146V66H144V67L142 66ZM150 68H151V67H150ZM155 68H156V67H155ZM170 68H168V69H170ZM181 68H182V67H181ZM185 68H186V67H185ZM185 68H184V69H185ZM226 68H227V69H226ZM73 69H71V70H73ZM83 69H85V68H83ZM122 69H123V68H122ZM135 69H136V68H135ZM151 69H152V68H151ZM151 69H150V70H151ZM177 69H178V68H177ZM177 69H176V70H177ZM184 69H183V71H184ZM211 69H213V67H212ZM211 69H210V70H211ZM238 69H237L236 74L238 73V75H239ZM249 69H250V68H248V70H249ZM75 70H74V71H75ZM77 70H76V71H77ZM79 70H78V71H79ZM87 70H88V69H87ZM171 70H172V68H171ZM171 70H170V72H171ZM214 70L217 71V69H214ZM214 70H213V71H214ZM235 70H236V68H235ZM240 70H239V71H240ZM245 70H246V69H245ZM255 70H256V69H255ZM66 71H67V70H66ZM78 71H77V72H78ZM88 71L92 72L90 69H89ZM137 71H138V70H137ZM153 71H154V70H153ZM168 71H169V70H168ZM168 71H167V69H166V73H167ZM208 71H209V70H208ZM233 71H234V69H233ZM82 72H83V71L78 72V73H82ZM140 72H142V71H140ZM147 72H149V70H148ZM150 72H151V71H150ZM150 72H149V74H150ZM156 72H157V71H156ZM159 72H160V71H159ZM170 72H168L167 75H168ZM177 72H178V70H177ZM177 72H176V73H177ZM209 72H210V71H209ZM234 72H235V71H234ZM249 72L251 73V70H249ZM87 73H88V72H87ZM124 73H125V72H124ZM126 73H128V72H126ZM138 73H139V72H138ZM144 73H146V72H144ZM144 73H141V74L143 75ZM173 73L175 74V71H174ZM211 73L213 74L212 70H211ZM215 73H217V72H214V74H215ZM219 73H217V74L219 75ZM240 73H241V71H240ZM242 73H245V72H242ZM242 73H241V74H242ZM250 73H249V74H250ZM133 74H135V71H134ZM139 74H140V73H139ZM209 74H210V73H209ZM212 74H210V75H211V76H210L211 78H212ZM217 74H216V75H217ZM223 74H224V70H223ZM223 74H222V75H223ZM226 74H224V75H226ZM231 74H233L232 71H231ZM231 74H230V75H231ZM236 74H235V75H231V76H237ZM241 74H240V75H241ZM254 74L256 75V73H254ZM77 75H78V74H77ZM144 75L147 76V74H144ZM159 75H160V74H159ZM167 75H164V76H167ZM170 75H171V73L169 74V76H170ZM224 75H223V76H224ZM250 75H251V74H250ZM255 75L252 74L251 76H252L253 78H255V77H254ZM136 76H137V79L135 80V83L137 84L136 81L138 80V75H136V74L133 75V77H135V78H136ZM149 76H150V75H149ZM220 76H221V75H220ZM227 76H229V74L226 75V77H227ZM242 76H243V74L239 77V80H241ZM244 76H245V77L248 76V73H247L246 75H244ZM251 76H250V77H251ZM218 77H219V76H218ZM248 77H249V76H248ZM248 77H247V81H248V79H249ZM135 78H134V79H135ZM144 78H145V77H144ZM150 78H152V75H151ZM161 78H163V77H161ZM172 78H173V77L171 76V79H172ZM213 78H214V80H215L214 75H213ZM216 78H217V77H216ZM220 78H221V77H220ZM220 78H219V79H220ZM224 78H225V77H224ZM236 78H237V77H236ZM131 79H132V78H131ZM131 79H130V80H131ZM134 79H133V80H134ZM145 79H146V78H145ZM155 79H156V78H155ZM171 79H170V80H171ZM173 79H174V78H173ZM173 79H172V80H173ZM208 79H209V77H208ZM217 79H218V78H217ZM217 79H216V80H217ZM221 79H222V78H221ZM221 79H220V80H221ZM228 79H229V78H228ZM232 79H235V77L232 78ZM242 79H244V78H242ZM141 80H142V79H141ZM150 80H152V79H150ZM150 80H149V81H150ZM156 80H157V79H156ZM159 80L161 81L160 77H159ZM168 80H169V79H168ZM168 80H167V81H168ZM214 80H212V83H213ZM229 80H230V79H229ZM239 80H237V81L240 82V85L238 84L237 81H235V82H237L238 87H237L236 83L234 82L235 85H236V88H235V86H234L235 89H237V88H238V89H241L240 87H242V86L244 85V84H243V85L241 86V83H242L241 81H244V80H241V81H239ZM252 80H253V79L251 78L250 81H252ZM139 81H140V79H139ZM153 81H154V80H153ZM163 81H164V79H163ZM167 81H166V82H167ZM218 81H219V80H218ZM222 81H223V80H222ZM233 81H234V80H233ZM129 82H130V81H129ZM142 82H143V81H142ZM230 82H231V81H230ZM230 82H229V83H230ZM102 83H103V82H102ZM104 83H105V82H104ZM104 83H103V84L100 83V84H101L100 87H102V85H104ZM117 83H118V82H117ZM117 83H115V84H117ZM122 83H123V82H122ZM124 83H125V82H124ZM130 83H131V82H130ZM135 83H134V81H133V84H135ZM143 83H144V82H143ZM151 83H152V82H151ZM155 83H156V82H155ZM155 83H154V84H155ZM212 83H211V85H212ZM223 83H224V82H223ZM232 83H233V82H232ZM234 83H233V85H234ZM251 83H253V82H250V84H251ZM94 84L96 85V83H94ZM108 84H109V82H108ZM119 84H120V83H119ZM152 84H153V83H152ZM157 84H158V82H157ZM213 84H214V83H213ZM216 84H218V82H217ZM247 84H249V82H248ZM81 85H82V84H81ZM85 85H86V84H85ZM90 85H93V84H90ZM90 85H89V86H90ZM124 85H125V84H123V86H124ZM131 85H132V83H131ZM131 85H129V86H131ZM138 85H139V83H138ZM141 85H142V84H141V81H140V85L138 86V88H140ZM179 85H180V84H179ZM108 86H109V85H108ZM112 86H113V84H112ZM119 86H120V85H119ZM129 86H128V87H129ZM143 86H145V85L143 84ZM147 86H148V85H146V87H147ZM176 86H177V84H176ZM180 86L183 88V84H182V83H181ZM219 86H220V85H219ZM229 86H231L232 90L234 89V88L232 87V84L229 85ZM245 86H246V83H245ZM248 86H249V85H248ZM248 86H246V87H248ZM250 86H251V85H250ZM79 87H80V86H79ZM98 87H99V86H98V83H97V88H98ZM109 87H111V86H109ZM115 87H116V86H115ZM120 87H121V86H120ZM126 87H127V86H126ZM126 87H125V88H126ZM135 87L137 88V86H135ZM158 87H159V86H158ZM158 87L156 88L157 90L160 88V87H159V88H158ZM174 87H175V86H174ZM222 87H223V86H222ZM243 87H244V86H243ZM75 88H76V87H75ZM85 88H86V87H85ZM89 88H90V87H89ZM91 88H92V86H91ZM91 88H90V91H93L92 89L94 88V86H93L92 89H91ZM95 88H96V87H95ZM105 88H106V86H105ZM130 88H131V87H129V89H130ZM133 88H134V86H133ZM138 88L135 89V90L139 91V93L136 92L135 94H138V96H141V95H142L141 93L143 92L142 90H143L145 87H143L142 90L140 89L142 92H141ZM182 88H181V89H182ZM211 88H212V87H211ZM214 88H215V90H217V89L220 88V87H217V88H216V86H215ZM214 88H213V89H214ZM227 88H228V87H227ZM227 88H226V90H228ZM248 88H249V87H248ZM248 88H247V89H248ZM86 89H87V88H86ZM119 89H120V88H119ZM121 89H122V88H121ZM147 89H148V88H147ZM149 89H150V88H149ZM176 89H178V90H176V92H181V93H178V94L174 92L175 94H177L176 97L178 96V99L176 98V99H177V102H180V103H181V101H179V99H182V98L184 97L185 92H184V94H183L182 91H179V90H180L179 87L176 88ZM213 89H212V91H215V90H213ZM220 89H221V88H220ZM223 89H224V87H223ZM238 89L235 90V91H238ZM83 90H84V89H83ZM102 90H103V89H102ZM102 90H101V91H102ZM117 90H118V89H117ZM117 90H116V93H117ZM130 90H133V89H130ZM135 90H134V91H135ZM144 90L146 91V89H144ZM161 90H162V89H161ZM161 90H160V91H161ZM174 90H175V88H174ZM183 90H184V88H183ZM218 90H219V89H218ZM230 90H231V89H229V91H230ZM90 91L88 92V95H89V94H92V93H90ZM103 91H104V90H103ZM106 91H107V90H106ZM114 91H115V90H114ZM122 91H123V89H122ZM151 91H152V90L150 89V93H151V94H149V91H148L147 93H144V95H145V94H149V95H147V96L153 95V93H152ZM160 91L158 90L157 93L160 92ZM163 91H164V90H163ZM212 91H211V92H212ZM224 91H225V89H224ZM235 91H234V92H235ZM240 91L243 92L244 90L242 89V90H240ZM81 92H83V91H81ZM93 92H96V93L98 94L99 91L97 92L96 89H95ZM107 92H108V91H107ZM128 92H129V90H128ZM140 92H141V93H140ZM172 92H173V91H172ZM208 92H210V90H209ZM215 92H216V94H217L218 91H215ZM215 92H214V93H215ZM225 92H226V91H225ZM234 92H228V94H230V93H231V94H235L236 92H235V93H234ZM247 92H249V90H248ZM86 93H87V91H86ZM86 93H84V94H86ZM96 93H95V95H96ZM101 93H102V92H101ZM104 93H105V92H104ZM104 93H103V94H104ZM109 93H110V92H109ZM111 93H112V92H111ZM116 93H115V95L118 96ZM123 93H124V91H123ZM123 93H122V96H123ZM125 93H126V91H125ZM125 93H124V94H125ZM157 93L155 92V94H154L155 97L157 96V95H156ZM161 93H162V94H161ZM214 93H213V96H212L211 98H212V99H214V98L216 99V97H217V100H218V96L216 95V96L214 97V95H215ZM243 93H244V92H243ZM105 94H106V93H105ZM105 94H104V95H105ZM112 94H114V93H112ZM129 94H132V92L129 93ZM139 94H141V95H139ZM171 94H172V93H171ZM179 94H180V95L183 94V97L180 96ZM195 94H197V93L195 92ZM207 94H208V93H207ZM226 94H227V93H226ZM226 94H225V95H226ZM241 94H242V93L239 92V93H238V96H239V97L243 96V95H241ZM95 95H94V96H95ZM101 95H102V94H101ZM107 95H109V94H107ZM119 95H120V93H119ZM160 95H163V92H162V91L160 92ZM164 95H165V94H164ZM172 95L175 96L174 94H172ZM246 95H247V94H246ZM246 95H245V96H246ZM80 96H82V95H80ZM91 96H93V95H91ZM94 96H93V98H94ZM96 96H98V98H100L99 95H96ZM110 96H111V95H110ZM129 96H133V95H129ZM147 96L145 95V96H141V97H142V98H143V97L146 98ZM179 96H180V98H179ZM205 96H206V95H205ZM208 96H209V95H208ZM228 96H229V95H228ZM230 96H231V95H230ZM230 96H229V98H233V96H232V97H230ZM234 96H235V95H234ZM238 96H237V98L240 99ZM245 96H243L242 98H245ZM101 97H102V96H101ZM118 97H120V96H118ZM135 97H136V96H135ZM155 97H154V98H155ZM157 97H158V96H157ZM157 97H156V98H157ZM162 97H164V96H162ZM162 97H161V98H162ZM206 97H207V96H206ZM206 97H205V98H206ZM209 97H210V96H209ZM213 97H214V98H213ZM248 97H249V95H248ZM81 98H82V97H81ZM83 98H84V96H83ZM87 98H88V97H87ZM91 98H92V97H91ZM93 98H92V99H93ZM103 98H104V97H103ZM107 98H110V97H107ZM139 98H140V97H139ZM149 98H150V97H148V99H149ZM151 98H152V97H151ZM156 98H155V99H156ZM161 98H160V99L157 98V99L161 100ZM211 98H210V99H211ZM235 98H236V96H235L233 99H235ZM237 98H236V99H237ZM84 99H85V98H84ZM105 99H106V98H105ZM113 99H114V97L112 96V100H113ZM120 99H121V97H120ZM130 99H131V98H130ZM133 99H134V96H133ZM152 99H153V98H152ZM157 99H156V100H157ZM163 99H164V98H163ZM185 99H186V98H185ZM187 99H188V98H187ZM210 99H209V102H210V103H214L213 101L211 102ZM236 99H235V100H236ZM94 100H95V98H94ZM99 100H100V99H99ZM112 100L110 99L109 102L111 103ZM121 100H122V99H121ZM121 100H120V102H121ZM135 100H137V99H135ZM153 100H154V99H153ZM156 100H155V102H156ZM164 100H167V98L164 99ZM183 100H184V99H183ZM206 100H207V99H206ZM248 100H249V99H248ZM82 101H83V100H82ZM85 101H86V100H85ZM88 101H89V98H88ZM88 101H87L86 103H89V102L91 103V101H89V102H88ZM96 101H97V100H96ZM96 101H95V102H96ZM101 101H103V99H102ZM101 101H99L98 104H97L96 106H98L99 103H101ZM125 101H126V100H125ZM128 101H129V99H128ZM131 101H132V100H131ZM149 101H150V99H149ZM149 101H147V98H146V102H144V103H147V102H149ZM161 101H162V100H161ZM161 101H159V103H161ZM167 101H168V100H167ZM175 101H176V100H175ZM232 101H234V100H232ZM236 101H237V100H236ZM238 101L241 102L242 100H238ZM245 101H246V102H245ZM92 102H93V101H92ZM95 102H93V104H94ZM107 102H108V100H107ZM107 102H105V103H107ZM116 102H117V101H116ZM120 102H119L118 104H120ZM123 102H124V101H123ZM132 102H133V101H132ZM140 102H142V101H141V98H140ZM152 102H154V101H152ZM165 102H166V101H165ZM168 102H169V101H168ZM185 102H187V103H186V104H185V103H183V104L181 103V104H182V105H186V106H185L186 108H188V106L191 107L190 105H187L188 102H189V100H188V101H185ZM207 102H208V101H207ZM215 102H216V100H215ZM244 102H245V103H243V101H242L241 104H245V105H246V103H247V104L249 103V102H247V98H245ZM82 103H83V102H82ZM102 103H103V102H102ZM102 103H101V104H102ZM129 103H131V102H129ZM137 103H138V102H137ZM150 103H151V102H150ZM156 103H158V102H156ZM175 103H176V102H175ZM175 103H174V106H175ZM189 103H190V102H189ZM107 104H109V103H107ZM124 104H125V103H124ZM134 104H135V102H134ZM134 104H133V105H134ZM142 104H143V103H142ZM142 104H141V106H142ZM153 104H154V103H152V106H153V107L156 106V105L159 106V104H156V105H153ZM176 104H177V103H176ZM113 105H115V104H113ZM113 105H112V106H113ZM120 105H121V104H120ZM126 105H127V104H126ZM129 105H130V104H129ZM129 105H128V106H129ZM131 105H132V104H131ZM133 105H132L131 107L129 106L130 108L127 106V108L133 110ZM135 105H136V104H135ZM145 105H147V104H145ZM148 105H149V104H148ZM161 105H162V104H161ZM161 105H160V106H161ZM163 105H165V106H163L164 108H163L162 110H164L165 107H166V109H167L168 107H171V106H167L168 103H167V105H166V104H163ZM171 105H172V104H171ZM211 105H212V104H211ZM213 105H215V104H213ZM91 106H92V104H91ZM94 106H95V104H94ZM96 106H95V107H96ZM102 106L104 107V105H101L100 107L103 108ZM115 106H116V105H115ZM122 106H125V105H123V103H122ZM138 106H140V105L138 104ZM141 106H140V107H141ZM143 106H144V105H143ZM160 106H159V107H160ZM174 106L172 105L173 109H174ZM178 106H180L179 103H178ZM178 106H177V108L179 109ZM108 107H109V106H108ZM108 107H107V108H108ZM136 107H137V106H136ZM147 107H149V106H147ZM97 108H98V107H97ZM101 108H100V109H101ZM112 108H113V107H112ZM117 108H121V107H117ZM117 108H116V109H117ZM125 108H126V106H125ZM137 108H139V107H137ZM137 108L134 107L135 110H137ZM150 108H151V106H150ZM156 108H157V107H156ZM161 108H162V107H161ZM186 108L181 107L182 110H183V109H184L185 111L187 110V113H188V112H189L188 110H191V108H190V109H189V108L186 109ZM98 109H99V108H98ZM98 109H97V110H98ZM104 109H105V107H104ZM113 109H115V108H113ZM116 109H115V112H117V115H119V113H118V111H116ZM151 109H152V108H151ZM169 109H170V108H168V110H169ZM178 109H176V110H177L176 112H175V110H174V112H175L174 114L171 112V114L174 115L175 120H176L177 122L182 121V119H181L180 117H181V114L184 115L183 113L180 114V110H181V109H180V110H178ZM97 110H96V111H97ZM118 110H119V109H118ZM127 110H128V109H127ZM132 110H131V111H132ZM140 110L143 111V110H145V108L143 107V109H140ZM149 110H150V109H149ZM153 110H154V109H153ZM153 110H151V112H152ZM155 110H157V109H155ZM155 110H154V112H155ZM158 110H159V108H158ZM162 110H161V113H162ZM168 110H167V111H168ZM192 110H193V109H192ZM99 111H101V110H99ZM102 111H103V110H102ZM102 111H101V112H102ZM112 111L114 112V110H112ZM119 111H120V110H119ZM125 111H126V110H124V113H125ZM137 111H138V110H137ZM142 111H141V112H142ZM159 111H160V110H159ZM164 111H166V110H164ZM171 111H172V110H171ZM193 111H194V110H193ZM139 112H140V111H139ZM144 112H145V111H144ZM181 112H182V111H181ZM190 112H191V111H190ZM130 113H132V112H130V110H129V114H130ZM133 113L135 114V112H133ZM137 113H138V112H137ZM137 113H136V115H137L136 117H139ZM159 113H160V112H159ZM161 113H160V115H162ZM167 113L169 114V113H170V110H169V112H167ZM167 113L164 112V115L167 114ZM194 113H195V112H194ZM94 114H95V113H94ZM99 114H101V113L99 112ZM110 114H111V113H110ZM112 114H113V113H112ZM112 114H111V116H112ZM121 114H123V113H120V116H121ZM126 114H128L127 111H126ZM143 114H144V113H143ZM143 114H142V115H143ZM149 114H150V112H149ZM151 114H152V113H151ZM156 114H157V113H156ZM192 114H193V113H192ZM239 114H241V113L239 112ZM103 115H104V114H102L101 116H103ZM107 115H108V114H107ZM114 115H115V114H114ZM157 115H159V114H157ZM160 115H159V116H160ZM164 115H162L161 117L163 118ZM179 115H180V116H179ZM187 115H188V114H186V116H187ZM189 115H190V114H189ZM193 115H194V114H193ZM94 116H95V115H94ZM104 116H105V115H104ZM104 116H103V117H104ZM115 116H116V115H115ZM124 116L126 117V115H124ZM130 116H131V115H130ZM143 116H144V115H143ZM145 116H146V115H145ZM186 116H185V117H186ZM238 116H239V115H238ZM241 116H242V115H240V118H241ZM108 117H109V116H108ZM108 117H107V118L104 117V121H105V122L103 121L104 123H107V122H108V121L106 122V120H105V119L108 120V119H109ZM125 117H123V119H124ZM132 117H134V115H133ZM147 117H148V115H147ZM161 117H159V118H161ZM185 117H184V118H185ZM83 118H84V117H83ZM87 118H88V117H87ZM99 118H100V116H99ZM113 118H114V116H113ZM113 118H112V119H113ZM121 118H122V117H121ZM121 118H120V121H121ZM127 118H129V116H128ZM127 118H126V119H127ZM130 118H131V117H130ZM145 118H146V117H145ZM145 118H144V119H145ZM155 118H156V117H155ZM155 118H154V119H155ZM162 118H161V119H162ZM169 118H171V115L169 116ZM169 118H168V115H167V119H165V121L168 120ZM186 118L189 119V121H190V119H191V115H190L189 118H188V117H186ZM186 118H185V119H186ZM193 118H195V117H193ZM85 119H86V118H85ZM95 119H96V117H95ZM95 119H94V121H93L94 124H96L95 122L99 120L98 118H97L98 120H97V119L95 120ZM100 119L102 120L103 118L101 117ZM114 119L116 120L117 118L115 117ZM135 119H136V118H133V120H132V119H131L130 121L128 120V122H124V121H123L124 123H118V122H120V121H119V116H118L117 127H116V126H113L112 124H111V126H110V124L108 125V126H110L111 128H113V133H112V134H114V132H115V133L118 134L117 136L120 135V136L123 138V140H124V142H125V144H124V142H123V145L125 146V150H123V151H125V153H126V152H130V154H131V153L135 152V154H136V151H135V150H138V147H137V146H138L139 144L137 145L138 142L136 141V136L139 138L138 133L140 132V128H139V126L137 125L138 118H137V122H136ZM150 119H151V118H150ZM161 119H160V120L158 119L159 122L161 121ZM180 119H181V120H180ZM234 119H235V118H234ZM236 119H237V118H236ZM236 119H235V121H236V124H237V120H236ZM109 120H110V119H109ZM139 120L143 121L142 118H140ZM146 120H147V119H146ZM155 120H156V119H155ZM170 120H171V119H170ZM175 120H174V121H175ZM239 120H240V119H239ZM63 121H64V120H63ZM69 121H70V120H68V122H69ZM85 121H86V120H85ZM113 121H114V120H113ZM113 121H110V123H113ZM172 121H173V119H172ZM183 121H184V120H183ZM189 121L187 120V122H189ZM68 122H66L65 124L67 125ZM73 122H74V121L71 119V124H72ZM75 122H76V121H75ZM86 122H87V121H86ZM98 122H99V121H98ZM98 122H97V123H98ZM115 122H116V121H115ZM177 122H176V123H177ZM185 122H186V120H185ZM100 123L103 124L102 121H101ZM108 123H109V122H108ZM140 123H141V122H140ZM147 123H148V122H147ZM147 123H146V124H147ZM165 123H166V122H165ZM165 123H164V124H165ZM180 123H182V122H179L178 124H180ZM183 123H184V122H183ZM190 123H191V126L194 125V124L192 125L193 120H192V122H190ZM194 123H195V125H196V120H195ZM207 123H208V122H207ZM245 123H246V122H244V125H245ZM71 124H70V126H73V125H76V124L79 125V123H77V122H76L75 124L73 123V125H71ZM98 124H99V123H98ZM98 124H97V126H98ZM101 124H99V125H101ZM114 124L116 125V123H114ZM138 124H139V122H138ZM142 124H143V123H141V125H142ZM173 124L175 125V122H174ZM198 124H199V123H198ZM204 124H205V123H204ZM204 124H203V125H204ZM236 124H235L234 126H236ZM238 124H240V122H239ZM66 125H65V126H66ZM83 125H84V124H83ZM85 125H86V124H85ZM104 125H106V124H103V126H104ZM176 125H177V124H176ZM184 125H185V124H184ZM195 125H194V126H195ZM199 125H200V124H199ZM203 125H202V126H203ZM205 125H206V124H205ZM211 125H212L211 127H214L213 124H211ZM217 125H218V124H217ZM219 125H220V124H219ZM86 126H87V125H86ZM95 126H96V125H95ZM97 126H96V128L100 127V126H98V127H97ZM106 126H107V125H106ZM112 126H113V127H112ZM142 126H143V127H141V129H142L141 132L143 131L144 124H143ZM148 126H149V125H148ZM148 126H147V127H148ZM152 126H153V125H152ZM179 126H180V125H178V126H176V127L179 129ZM182 126H183V125L181 124V127H180L181 130H183V127H182ZM186 126H187V125H186ZM186 126H184V127H186ZM194 126L192 127L193 130L195 129ZM215 126H216V124H215ZM221 126H222V125H220V127H221ZM240 126L242 127V125H240ZM68 127H69V124H68ZM73 127H74V126H73ZM114 127H115V131H114ZM150 127H151V126H150ZM176 127H175V129H176ZM196 127H197V126H196ZM208 127L210 128L209 125H208ZM226 127H227V126H225L224 128L226 129ZM237 127H239V126L237 125ZM237 127H234V128H237ZM243 127H244V126H243ZM243 127H242V128H243ZM69 128H70V127H69ZM71 128H72V127H71ZM75 128H76V130H78V127L75 126ZM75 128H74V129H75ZM79 128L82 129L83 127H80V126H79ZM94 128H95V127H94ZM96 128H95V129H96ZM100 128H103V127H100ZM105 128H106V127H105ZM105 128H104V130H105ZM199 128H200V127H199ZM232 128H233V127H232ZM242 128H240V129H242ZM66 129H67V128L65 127V130H64V131H65V132H64L65 134L68 133L69 130H70V131H73V128H72V130H71V129H69V130L67 129L68 131H66ZM80 129H79V130H80ZM83 129L85 130V132H84V133H85V136H86V137H89V136L91 137L92 132H93L94 130L91 129V130H93V131H92V132L90 131L91 134H89L90 132L87 131V130H88V129L90 130V128H85V127H84ZM106 129H107V128H106ZM109 129H110V128H109ZM146 129H147V128H146ZM150 129H151V130H152V129L154 130V128H152V127H151ZM186 129H187V128H186ZM186 129H185V130H186ZM218 129H219V128H218ZM220 129H221V128H220ZM227 129H228V127H227ZM227 129H226V130H227ZM230 129H231V127H230ZM249 129H251V128H249ZM76 130H75V131H76ZM97 130H99V129H97ZM97 130H96L95 132H93V133L95 134V133L97 132ZM153 130H152V131H153ZM198 130H199V129H198ZM210 130H212V128H211ZM214 130H215V129H214ZM214 130H212V131H214ZM216 130H217V129H216ZM216 130H215V131H216ZM228 130H229V129H228ZM231 130H232V129H231ZM237 130H238V129H237ZM252 130H253V129H252ZM80 131H81V130H80ZM146 131H148V129H147ZM152 131H151V132H152ZM155 131H156V130H155ZM175 131H176V130H175ZM189 131L191 132L190 129H189ZM189 131H188V132H189ZM212 131H210V132H212ZM235 131H236V130H235ZM82 132H83V131H81L80 133H82ZM86 132H88L89 136H87L88 134L86 135ZM98 132H99V131H98ZM100 132H101L102 134L104 133V135L106 134L107 137H108V135H110V133L112 132V130H111L110 133H108V130H107L106 132H103V131L101 130ZM141 132H140V133H141ZM144 132H145V130H144ZM151 132H150V134H151ZM176 132H177V131H176ZM194 132L196 133L197 130H195ZM205 132H206V130H205ZM218 132H219V130H218ZM223 132H225V130H223ZM232 132H233V131H232ZM242 132H244V131L242 130L241 133H242ZM246 132H247V131H246ZM253 132L257 134V130H256V131L253 130ZM253 132H252V133H253ZM72 133H73V132H72ZM78 133H79V132H78ZM80 133H79V134H80ZM101 133H100L99 135H97L98 133H96V136H95V137H96V139H99L97 136H99V137L103 136V138L101 137V139H100L101 142H102V139L104 140V135H101ZM107 133H108V134H107ZM152 133H153V132H152ZM192 133H193V132H192ZM216 133H217V132H215V134H216ZM220 133L222 134L221 131H220ZM226 133H228V132H226ZM239 133H240V130H238V133H237V134H239ZM250 133H251V131H250ZM82 134H83V133H82ZM141 134H142V133H141ZM150 134H149V135H150ZM156 134H157V133H156ZM159 134H160V133H159ZM167 134H168V133H167ZM193 134H194V133H193ZM231 134H232V133H231ZM237 134H236V135H237ZM247 134H248V133H247ZM256 134H254V135L252 134V135H253V136H257V135H259V134H257V135H256ZM63 135H64V134H63ZM66 135H67V134H66ZM70 135H71V134H70ZM72 135H74V133H73ZM76 135H77V134H75L73 137H76ZM80 135H81V134H80ZM80 135L77 136V139H79L78 137H79ZM106 135H105V136H106ZM145 135H146V132H145ZM145 135L143 136L144 138H145ZM169 135H170V134H168V136H169ZM195 135H197V134H194V139H193L194 141L196 140ZM211 135H213V134H211ZM217 135H218V134H217ZM51 136H52V135H51ZM82 136H83V135H82ZM92 136H93V135H92ZM114 136H115V135H114ZM170 136H172V135H170ZM175 136H176V133H175ZM189 136H191L190 133H189V135L186 134V136H184V137H186V138H187V137H188V138H191V137H189ZM219 136H220V135H219ZM223 136H224V135H223ZM247 136H248V135H245L244 137H247ZM253 136H252V137H253ZM45 137L48 138L47 136H45ZM62 137H64V136H62ZM90 137H89L88 140H90ZM93 137H94V136H93ZM93 137H92V138H93ZM95 137L92 139L93 141H96V140H94ZM107 137H106V138H107ZM110 137H111V136H110ZM121 137H120V139H118L119 137H117L118 140L116 139V141H119V140L121 141ZM143 137H142V138H143ZM153 137H154V136H153ZM172 137H173V136H172ZM172 137H170V138H172ZM192 137H193V136H192ZM240 137H241V136H240ZM260 137H261V136H260ZM260 137H259V139H260ZM65 138H66V136H65ZM70 138H72V136H70ZM83 138H84V137H83ZM106 138H105V140H108V139H106ZM115 138H116V137H115ZM115 138H114V139H115ZM182 138H183V135H182ZM186 138L184 139V141L186 140ZM223 138H224V137H223ZM249 138H250V135H249ZM253 138H254V137H253ZM257 138H258V136H257ZM44 139H45V138H44ZM48 139H49V138H48ZM62 139H63V138H61L60 140H61V142L63 143V142L65 141V139H64V141H62ZM73 139H74V138H73ZM75 139H76V138H75ZM75 139H74V140H75ZM80 139H81V137H80ZM80 139H79V141H77V142H76V141L74 142V140L71 139V140H70L71 142H69V143L67 142V143H66V141H65L64 143H65L66 145L69 144V146H70V143L73 142V143H72V147L74 146L73 144L75 143V146H74V147L77 148L78 146H80V145L78 144V142H81V141H82V140L80 141ZM85 139H86V138H84V140H85ZM109 139H111V138H109ZM161 139H162V138H161ZM165 139H166V138H165ZM173 139H174V138H173ZM201 139H202V138H201ZM243 139H245V138H243ZM263 139H264V138H263ZM263 139H260V140H263ZM41 140H42V139H41ZM49 140H52V139H49ZM66 140H67V139H66ZM68 140H69V139H68ZM105 140H104L103 142H106ZM111 140L113 141V136H112V139H111ZM111 140H108V141L110 142ZM123 140H122V141H123ZM137 140H138V139H137ZM153 140H154V139H153ZM176 140H177V138H176ZM181 140H182V139H181V136H180V140H179V141H181ZM190 140H191V141H190ZM190 140L188 139V140H186V142L188 141L189 143H190V142H193V143H194V141H192V139H190ZM247 140H249V139H247ZM38 141H39V140H38ZM90 141H91V140H90ZM122 141H121V144H122ZM140 141H141V140H140ZM143 141H144V139H143ZM151 141H152V140H151ZM172 141H173V140H172ZM182 141H183V140H182ZM245 141H246V140H245ZM250 141H253V140H251V138H250ZM35 142H37V141H35ZM44 142H45V140H44ZM59 142H60V141H59ZM59 142H58V143H59ZM96 142H97V141H96ZM98 142H100V141L98 140ZM109 142H108V143H109ZM141 142H142V141H141ZM148 142H150V140H148ZM156 142H157V141H156ZM156 142H155V143H156ZM159 142H160V141H159ZM248 142H249V141H248ZM263 142H264V141H263ZM47 143H48V142H47ZM47 143H45L43 146L46 147V144H47ZM49 143H50V142H49ZM49 143H48V144H49ZM62 143H61V144H62ZM64 143H63V144H64ZM76 143H77V144H76ZM82 143H83V142H82ZM82 143H81V144H82ZM113 143H115V141H114ZM117 143H119V142H117ZM117 143L114 145V149L116 148L115 146H117V145H118L117 147L119 148V144H120V143H119V144H117ZM170 143H171V142H170ZM177 143H179V142H177ZM180 143H183V142H180ZM189 143H188V144H189ZM201 143H203V142L201 141ZM245 143H246V142H245ZM245 143H244V144H245ZM255 143H256V142H255ZM33 144H34V143H33ZM35 144H38V143H35ZM40 144H42V142H40ZM61 144H60V146H64V145H61ZM83 144H84V143H83ZM156 144H157V143H156ZM158 144H159V143H158ZM188 144L186 143V145H188ZM53 145H54V143H53ZM66 145H65V146H66ZM76 145H77V146H76ZM88 145H89V144H88ZM109 145H110V144H109ZM150 145H151V144H150ZM152 145H153V144H152ZM152 145H151V147H152ZM166 145H167V144H166ZM166 145H165V146H166ZM173 145H174V144H173ZM181 145H182V144H181ZM190 145H191V143H190ZM40 146H41V145H40ZM51 146H52V145H51ZM56 146H57V145H56ZM58 146H59V145H58ZM60 146H59V147H60ZM69 146H68V147H69ZM83 146H84L83 149H85V148H86V147H85V144H84ZM83 146H82V147H83ZM107 146H108V145H107ZM110 146H111V145H110ZM165 146H163V147H165ZM177 146H178V145H177ZM197 146H198V145H197ZM202 146H203V145H202ZM244 146H245V145H244ZM48 147H50V146H48ZM66 147H67V146H66ZM66 147L64 148L65 151H66V154H70V153H67V152H69L70 149H71L72 147H71V148L69 147V149H67L68 147H67V148H66ZM122 147H123V146H122ZM122 147H120V149H121ZM147 147H148V146H147ZM159 147H160V145H159ZM198 147H199V146H198ZM200 147H201V145H200ZM200 147H199V149H200ZM39 148H41V147H39ZM62 148H63V147H62ZM141 148H142V145H141ZM141 148H140V149H141ZM166 148H167V147H166ZM185 148L187 149L188 147L186 146ZM190 148H191V147H190ZM195 148H196V143H195ZM201 148H202L203 150H205L204 147H201ZM66 149L69 150V151H67ZM79 149L81 150L80 147H79ZM79 149H77V150L80 152ZM83 149H82V150H83ZM122 149H123V148H122ZM144 149H145V148H144ZM162 149H163L164 151L167 150V149L165 150L164 148H162ZM183 149H184V147H183ZM186 149H185V150H186ZM197 149H198V148H197ZM199 149H198V150H199ZM202 149H201V151H202ZM43 150H44V149H43ZM46 150H47V149H46ZM59 150H60V148H59ZM74 150H75V148H74ZM74 150H72V151H70V152L72 153ZM77 150H76V151H77ZM82 150H81V151H82ZM89 150H90V149H89ZM105 150H106V149H105ZM107 150H110V149H107ZM163 150H161V151L163 152ZM195 150H196V149H195ZM198 150H197V151H198ZM51 151H52V150H51ZM62 151H63V150H62ZM62 151L60 152V153H61V157H62ZM65 151H64V152H65ZM111 151H112V150H111ZM115 151H116V150H115ZM115 151H114V152H115ZM118 151H119V150H118ZM123 151H122V152H123ZM144 151H145V150H144ZM187 151H188V150H187ZM191 151H193V150H191ZM207 151H208V150H207ZM40 152H41V151H40ZM64 152H63V154H64ZM85 152H86V154H87L88 151L86 150ZM107 152H108V151H107ZM112 152H113V151H112ZM116 152H117V151H116ZM137 152L139 153V150H138ZM145 152H146V151H145ZM155 152H156V151H155ZM198 152H199V151H198ZM202 152H203V151H202ZM202 152H201V153H202ZM205 152H206V150H205ZM205 152H203V154H204ZM208 152H209V151H208ZM208 152H207V153H208ZM41 153H42V152H41ZM53 153H54V152H53ZM76 153H77V152H76ZM76 153L73 152V153H72V154H73L72 157H71V154H70V156H69V155H65V156H66L65 159L67 160V158H68L67 156H69V157H71V158L74 160V163H76L75 161L78 160V159H77V160L74 159V157H75L74 154H76ZM119 153H120V152H119ZM125 153H124V154L122 153L123 156L125 155ZM138 153H137V154H138ZM160 153H161V152H160ZM165 153L167 154L168 151L163 152V153H161V154L164 155ZM46 154H47V152H46ZM50 154H51V153H50ZM55 154H56V153H55ZM80 154H81V155H80ZM80 154H79V156H78V157H79L78 162L81 160V159H80V158H81L80 156H82V152H81ZM83 154H84V153H83ZM89 154H90V153H89ZM89 154H87L86 156L88 157ZM91 154H92V153H91ZM108 154H110V152H109ZM112 154H113V153H112ZM127 154H128V153H127ZM146 154H148V153L146 152ZM151 154H153V152H152ZM161 154H159V156H160ZM166 154H165V155H166ZM170 154H171V152H170ZM24 155H25V154H24ZM113 155H114V154H113ZM116 155H119V154L116 153ZM116 155H115V158L118 157V156H116ZM128 155H129V154H128ZM143 155H144V154H143ZM163 155H162V158H163ZM167 155H168V154H167ZM194 155H195V154H194ZM200 155H201V154H200ZM200 155H199V156H200ZM208 155L211 156V154H208ZM46 156H47V155H46ZM48 156H49V155H48ZM52 156H53V155H52ZM63 156H64V155H63ZM73 156H74V157H73ZM83 156H85V154H84ZM83 156H82V157H83ZM89 156H91V155H89ZM119 156H120V155H119ZM123 156L121 155V158H122ZM138 156H141V155H138ZM138 156H137V157H138ZM149 156H150V155H149ZM152 156L155 157L154 155H152ZM168 156H169V155H168ZM168 156H167V158H169ZM171 156H172V155H171ZM205 156H206V153H205ZM212 156H213V155H212ZM31 157H32V156H31ZM31 157H30V158H31ZM34 157H35V155H34ZM50 157H51V156H50ZM53 157H54V156H53ZM58 157H59V156H58ZM76 157H77V155H76ZM96 157H97V156H96ZM96 157H95V158H96ZM110 157H111V156H110ZM128 157H129V156H128ZM134 157H136V155L134 156V154H133V156L130 157V158H134ZM144 157H145V155L143 156V158H144ZM146 157H148V156H146ZM146 157H145V159H144L145 161L148 160ZM153 157H152L151 160L154 162ZM201 157H203V155H202ZM48 158H49V157H48ZM84 158H85V157H84ZM84 158H82V161L84 160ZM93 158H94V157L92 156V159H93ZM115 158H113V162H115L114 160L117 159V158H116V159H115ZM125 158H126V157H125ZM125 158H123V160H124ZM143 158H141V159H143ZM172 158H174V155H173V157H171V159H170L171 161H172ZM212 158L214 159V156H213ZM33 159H34V158H33ZM33 159H31V160H33ZM35 159H36V158H35ZM50 159L52 160V158H50ZM57 159H58V158H57ZM68 159L71 160V161H73V160L70 159V158H68ZM99 159H101V158H99V156H98V160H99ZM102 159H104V158H102ZM118 159H119V158H118ZM126 159H127V158H126ZM156 159H157V158H156ZM163 159H164V158H163ZM205 159H206V158H205ZM213 159H212V160H213ZM215 159H216V158H215ZM218 159H219V157H218ZM218 159H217V160H218ZM26 160L28 161V157L26 158ZM31 160L29 159V161L27 162V164H28ZM45 160H46V159H45ZM60 160H61V159H60ZM69 160H68V164H69V166H71L70 164H72L73 162L71 163ZM93 160H94V159H93ZM96 160H97V158H96ZM133 160H134V159H133ZM137 160H139V159H137ZM149 160H150V159H149ZM151 160H150V161H151ZM201 160H202V159H201ZM203 160H204V158H203ZM88 161H89V160H88ZM104 161H106V158L104 159ZM116 161H117V162H116V165L118 166L117 163H118L119 160H116ZM120 161H121V160H120ZM120 161H119V167H118V168H121L120 166H122V168H123V165H121V162H122V161H121V162H120ZM128 161H129V160H128ZM134 161H136V160H134ZM134 161H132V162H134ZM152 161H151V162H152ZM162 161H163V160H162ZM214 161H215V160H214ZM219 161H220V160H219ZM222 161H223V160L221 159V162H222ZM48 162H49V161H48ZM48 162H47V163H48ZM62 162H63V161H60V163H62ZM69 162H70V163H69ZM83 162H84V161H83ZM83 162H82V163H83ZM93 162H94V161H93ZM95 162H97V161H95ZM98 162H100V160H99ZM98 162H97V165H96L97 167L100 165V164H98ZM123 162H124V161H123ZM123 162H122V163H123ZM130 162H131V161H130ZM151 162L148 161L149 165H151V166L153 167V163L150 164ZM155 162H156V161H155ZM158 162H160V161L158 160ZM163 162H164V161H163ZM201 162H202V161H201ZM32 163H33V162H30V164H32ZM37 163H38V162H37ZM39 163H40V162H39ZM44 163H45V162H44ZM44 163H43V164H44ZM49 163L52 164L51 162H49ZM49 163H48V164H49ZM56 163H57V162H56ZM86 163H87V160H86ZM88 163H89V162H88ZM100 163H101V165L99 166V168L104 167V164H103L104 162L102 161V162H100ZM105 163L108 165L107 162H105ZM127 163H128V162H127ZM160 163H161V162H160ZM166 163H167V162H166ZM211 163H213V161H212ZM211 163H210V164H211ZM222 163H223V162H222ZM224 163H225V162H224ZM224 163H223V164H220V166H219V167L217 166V167L220 168L221 165H224ZM68 164H66V165H68ZM102 164H103V166H102ZM106 164H105V165H106ZM109 164H110V163H109ZM113 164H114V163H113ZM123 164H124V163H123ZM128 164H129V163H128ZM128 164H127V165H128ZM146 164H147V162H146ZM154 164H155V163H154ZM197 164H198V163H197ZM199 164H200V163H199ZM218 164H219V162H218ZM52 165H55V164L53 163ZM56 165H57V164H56ZM56 165H55V166H56ZM58 165L63 166L62 164H58ZM72 165H73V164H72ZM74 165H77V166H78L79 164L77 163V164H74ZM74 165H73V166H74ZM83 165L85 166V163H83ZM83 165H81V166H83ZM86 165H87V164H86ZM92 165H93V164H92ZM201 165H202V164H201ZM225 165H226V164H225ZM225 165H224L223 168H226V167L229 168V167H230V166L228 167L227 165H226V166H225ZM34 166H35V165H34ZM34 166H33V167H34ZM38 166H39V165H38ZM45 166H46V165H45ZM48 166H49V165H48ZM48 166H47V167H48ZM69 166H68V167H69ZM73 166H72V167H73ZM79 166H80V165H79ZM81 166L78 167V169H77L76 166H74L77 170L74 169V167H73L72 169H74V170L78 173V171H80L79 168H84V167H81ZM110 166H111V165H110ZM125 166H126V163H125ZM130 166H131V165H130ZM156 166H157V167L154 168L155 170H156L157 168L160 167V166H158L157 164H156ZM161 166H162V165H161ZM163 166H164V165H163ZM209 166L211 167L212 165H209ZM215 166H216V165H215ZM39 167H40V166H39ZM49 167H50V166H49ZM57 167H58V166H57ZM65 167H66V166H65ZM86 167H87V166H86ZM106 167H107V166H106ZM106 167H105V169H106ZM152 167H151V168H152ZM166 167H167V166H166ZM35 168H38V167L35 166ZM51 168H52V167H50V170H51ZM70 168H71V167H70ZM70 168H69V169H70ZM124 168L126 169V167H124ZM149 168H150V166H149ZM151 168H150V169H151ZM208 168H209V167H208ZM214 168H215V167H214ZM33 169H34V168H33ZM42 169H43V170H46L45 168H42ZM47 169H48V168H47ZM52 169H53V168H52ZM62 169H63V168H62ZM62 169H61V170H62ZM84 169H85V168H84ZM84 169H81V170H84ZM91 169H92V167H91ZM93 169H94V168H93ZM101 169H102V168H101ZM108 169H109V166H108ZM159 169H160V168H159ZM162 169H163V168H162ZM167 169H168V168H167ZM167 169L165 168V170H167ZM199 169H200V168H199ZM215 169H217V168H215ZM220 169H221V168H220ZM34 170H35V169H34ZM36 170L38 171V169H36ZM54 170H55V169H54ZM64 170H65V169H64ZM95 170H96L97 172H99L98 169H95ZM118 170H119V169H118ZM120 170L124 171V169H120ZM157 170H158V169H157ZM160 170H161V169H160ZM169 170H170V169H168L166 173H169ZM217 170H219V169H217ZM227 170H228V169H226V172H227ZM40 171H41V169H40ZM47 171H48V170H47ZM66 171H67V170H66ZM66 171H65V172H66ZM68 171H69V170H68ZM108 171L110 172V170H108ZM112 171H113V170H112ZM122 171H121V174H122V173L124 174L125 171H124V172H122ZM126 171H127V173H128V172H130L131 170H130V171H129V170H126ZM143 171H144V170H143ZM148 171H149V170H148ZM151 171H153V168H152ZM151 171H150V172H151ZM163 171H164V170H163ZM200 171H202V170H200ZM209 171H211V173L213 172V171H212V167H211V170H209ZM221 171H223V170H219V173H220ZM224 171H225V170H224ZM230 171H231V170H230ZM34 172H35V171H34ZM50 172H51V171H50ZM50 172H49V173H50ZM53 172H54V171H53ZM55 172H56V170H55ZM65 172H64V173H65ZM72 172H73V174H74V171H72ZM80 172H81V171H80ZM86 172H87V168H86ZM86 172H84V173H86ZM97 172H96V173H97ZM102 172H103V171H102ZM106 172H107V170H106ZM136 172H138V171H136ZM157 172H159V171H157ZM157 172H155V175L157 174ZM171 172H172V170H170V176L172 175ZM202 172H203V171H202ZM205 172H208V170L205 171ZM36 173H37V172H35V174H36ZM41 173H43V172H39V171H38V173H37L36 175L40 174V175L43 177V175H42ZM44 173H45V172H44ZM49 173H48V174H49ZM56 173H58V172H56ZM61 173H62V172H61ZM82 173H83V172H82ZM103 173H104V172H103ZM160 173H161V174H160ZM160 173H159V174L162 175L163 172H160ZM164 173H165V172H164ZM173 173H174V172H173ZM214 173H215V171H214ZM216 173H217V172H216ZM46 174H47V173H46ZM50 174H51V173H50ZM62 174H63V173H62ZM88 174L90 175V173H88ZM91 174H92V173H91ZM101 174H102V173H100V175H101ZM107 174H108V173H107ZM121 174H120V176H121ZM132 174H133V173H132ZM140 174H141V173H140ZM199 174H200V172H199ZM199 174H198V176H199ZM208 174H210V173H208ZM208 174H207V175H208ZM212 174H213V173H212ZM228 174H229V173H228ZM56 175L58 176V174H56ZM56 175H54L55 178H56ZM64 175L68 177L67 172H66V174H64ZM64 175H63V176H64ZM74 175H75V174H74ZM74 175H72V177H71V178H72V181H73V176H74ZM76 175H77V174H76ZM80 175H81V173H79V177H80ZM97 175H98V174H97ZM103 175H104V174H103ZM105 175H106V173H105ZM109 175H110V174H108V176H109ZM125 175H126V173L124 174V177H123L124 179H126V177H128V176H125ZM127 175H130V173L127 174ZM138 175H139V174H138ZM151 175H152L151 177H153V173H152ZM214 175H215V174H214ZM41 176H39V177H37V178H40ZM45 176H46V175H44V177H45ZM51 176H52V175H51ZM59 176H61V175L59 174ZM65 176H64V177H65ZM85 176H88V175L86 174ZM98 176H99V175H98ZM108 176H107V177H108ZM136 176H137V175H136ZM164 176L166 177V175H164ZM164 176H163L162 178H164ZM172 176L175 177L174 174H173ZM205 176H206V175H205ZM210 176H212V175L210 174ZM42 177H41V179H42ZM44 177H43V178H44ZM47 177H48V175H47ZM67 177H65V178H63V177H58V179L61 178V180L59 179V182H60V181L62 182V179H64L65 182H66ZM75 177H76V176H75ZM75 177H74V180H75ZM93 177H94V176H93ZM104 177H105V176H104ZM115 177H116V176H115ZM121 177H122V176H121ZM129 177H130V176H129ZM173 177H171V178H173ZM51 178H52V177H51ZM71 178H70V179H71ZM84 178L86 179L87 177H84V176L82 175V179H81V180H83ZM95 178H97V177H95ZM99 178H100V176L98 177V179H99ZM102 178H103V176H102ZM109 178H110V176H109ZM109 178H108V179L105 178L106 181L109 180ZM123 178H122V181H124ZM133 178H134V177H133ZM133 178H132L133 182H134V180H137L136 177H135L136 179H133ZM142 178H143V177H142ZM166 178H167V177H166ZM168 178L170 179V177H168ZM190 178H192V180L194 179L193 177H190ZM211 178H213V176H212ZM41 179H40V180H41ZM45 179H47V178L45 177ZM52 179H53V178H52ZM68 179H69V178H68ZM70 179H69V180H70ZM77 179H79V178H77ZM100 179H101V178H100ZM115 179H116V178H115ZM129 179H131V177L128 178V181H127L128 183H129V181H130ZM154 179H155V178H154ZM154 179H153V180H154ZM164 179H165V178H164ZM54 180H55V179H54ZM64 180H63V182H64ZM88 180H89V179H88ZM94 180H95V179H94ZM140 180H141V179H140ZM160 180H161V179H160ZM165 180H166V179H165ZM189 180H190V179H189ZM195 180L197 181V179H194V181H195ZM209 180H210V178H209ZM213 180L215 181L214 178H213ZM52 181H53V180H52ZM72 181L70 180V182H72ZM75 181H78V180H75ZM79 181H80V180H79ZM79 181H78V182H79ZM83 181H84V180H83ZM83 181H82L81 183H85V182H83ZM106 181H104V182L102 181V184L99 182V183L101 184V186H100L99 183H98V180H97L98 187L100 186V189H101V191H99V192H102L101 195L103 196V197H101V196L98 194V195L100 196V198H99V197H98V198H99L100 200H101V198H102V200H101L102 208H103V206L106 204L107 198H109L108 195L111 196V194H113V193H111V191L113 192V191L115 190V187H116V185H117V183H118V182H117L116 185H115V182L113 181V178H112V177H111V179L109 180L111 183H110L109 181H108V182H106ZM125 181H126V180H125ZM125 181H124V182H125ZM161 181H163V180H161ZM196 181H195V182H196ZM45 182H46V181H45ZM57 182H58V180H57ZM73 182H74V181H73ZM78 182H77V183H78ZM86 182H87V181H86ZM124 182H123V183H124ZM133 182H132V183H133ZM146 182H147V181H146ZM48 183H50V182H48ZM52 183H54V182H52ZM52 183L49 185V187L52 186ZM81 183H79V185L82 187ZM88 183H89V182H88ZM88 183H86L85 186H88V185H87ZM94 183H95V182H94ZM125 183H126V182H125ZM125 183H124V184H125ZM128 183H127V185H128ZM136 183H137V182H136ZM136 183H133V184L136 185ZM190 183H192V181H191ZM193 183H194V182H193ZM196 183H197V182H196ZM63 184H64V183H63ZM63 184H62V186H64ZM65 184H66V183H65ZM70 184H71V183H70ZM108 184L110 185L109 188L107 187ZM133 184H131V186H132ZM67 185H68V184H67ZM90 185H91V184H90ZM92 185H93V184H92ZM92 185H91V186H92ZM139 185H140V184H139ZM149 185H150V184H149ZM189 185H190V184H189ZM91 186H89V187L91 188ZM136 186H137V185H136ZM136 186H135V187H136ZM195 186H197V185H195ZM68 187H69V185H68ZM78 187H79V186H78ZM81 187H79V189H80ZM95 187H97V185H95ZM111 187H112L113 189L110 191V193H111V194H110L108 191H109V189H111ZM125 187H126V186H125ZM133 187H134V186H132V188H133ZM138 187H139V186H138ZM197 187H198V186H197ZM197 187H196V189H197ZM46 188L48 189V187H45V188H44L45 194L48 193V191H50V190H47ZM53 188H54V187H52V189H53ZM58 188H59V187H58ZM66 188H67V187H66ZM72 188H74V186H73ZM75 188H76V186H75ZM75 188H74L73 190L77 191V195H78V194L80 195L81 193H78V192H81V191H80L81 189L78 191V188H77V190H76ZM83 188H84V186H83ZM85 188H86V187H85ZM128 188H129V187H128ZM132 188L130 187V189H132ZM143 188H145L144 185H143ZM55 189H56V188H55ZM55 189H53V190H55ZM63 189H65V186H64ZM87 189H88V188H87ZM93 189L95 190L94 186H93ZM124 189H127V188H124ZM134 189L136 190V193H137V194H139V192H140V194H141V191H138V190H137V189H139V188H137V189L134 188ZM145 189H146V188H145ZM58 190H59V189H58ZM82 190H83V189H82ZM84 190H85V189H84ZM94 190H93V191H94ZM97 190H98V188H96L95 191L97 192ZM117 190H118V189H117ZM139 190H140V189H139ZM142 190H143V189H142ZM56 191H57V190H55V192H56ZM63 191H64V190H63ZM75 191H74V192H75ZM88 191H89V190H87V192H88ZM93 191H92V190L89 191V192H92V193L89 194V198H92L90 195L94 193ZM106 191H107L109 194H108ZM128 191H130V190L128 189ZM131 191H132V190H131ZM198 191H199V190H198ZM50 192H51L52 194H54V192H52V191H50ZM50 192H49V193H50ZM61 192H62V190L60 191V193H61ZM66 192H67V189H66ZM71 192H73V191H71ZM74 192H73V194H74ZM83 192H84V191H82V193H83ZM115 192H116V190H115ZM125 192H127V191H125ZM144 192H145V191H144ZM144 192H143V193H144ZM200 192H201V191H200ZM43 193H44V192H43ZM43 193H42V195H43ZM51 193L48 194V196L50 195V198H51V200H49V201H52V197H51L52 194H51ZM56 193H57V192H56ZM75 193H76V192H75ZM85 193H86V192H85ZM121 193H122V192L120 191V194H121ZM132 193H134L133 195H135V197H136V193H135V191L132 192ZM149 193H150V192H149ZM61 194H63V193H61ZM87 194H88V193H87ZM87 194H86V196H87ZM106 194H107V197H106ZM117 194H118V193H117ZM117 194H116V195L113 194V196H114V195L117 196ZM140 194H139V195H140ZM146 194H147V191H146ZM157 194H158V193H157ZM161 194H162V193H161ZM38 195H39V194H38ZM55 195H56V194H55ZM58 195H59V191H58ZM74 195H75V194H74ZM79 195H78V196H79ZM83 195H84V194H83ZM94 195H95V194H93V198H95V200H96V197H94ZM127 195L129 196V193H128ZM131 195H132V194H131ZM131 195H130V196H131ZM133 195H132V196H133ZM149 195H150V194H149ZM164 195H167V194L165 193V194H163V196H164ZM44 196H46L45 199L48 198L47 195H44ZM44 196H43V197H44ZM52 196H54V195H52ZM96 196H97V195H96ZM118 196H119V195H118ZM118 196H117V197H118ZM121 196H122V195H121ZM124 196H126V195L124 194ZM132 196H131V198H132ZM153 196H154V195H153ZM156 196H157V195H156ZM159 196H160V195H159ZM159 196H158V198H159ZM161 196H162V195H161ZM163 196H162V197H163ZM41 197H42V196H41ZM62 197H63V195H61V198H62ZM65 197H66V196H65ZM81 197H82V196H81ZM81 197H80V198H81ZM154 197H155V196H154ZM162 197H161V198H162ZM165 197H166V196H165ZM165 197H164V199H165ZM38 198H39V197H38ZM38 198H34V199H36V202H37V199H38ZM54 198H55V197H53V199H54ZM56 198H58L57 195H56ZM87 198H88V196H87ZM89 198H88L87 200H89ZM98 198H97V199H98ZM123 198H125V197H123ZM128 198H129V197H127V199H128ZM138 198H139V197H138ZM146 198H147V197H146ZM146 198L143 197L142 200H145ZM148 198H149V197H148ZM148 198H147V199H148ZM155 198H157V197H155ZM170 198H171V197H170ZM34 199H33V201H35ZM39 199H40V198H39ZM41 199H42V198H41ZM59 199H60V198H59ZM59 199H58V200H59ZM64 199L66 200V202H68V200H69V201L71 200V201L69 202V204H72V200H73V199H68V198H64ZM67 199H68V200H67ZM81 199H82V198H81ZM111 199H112V198H111ZM111 199H109V200H110V201H109L110 203L112 202ZM129 199H130V198H129ZM134 199H135V198H134ZM159 199H160V198H159ZM46 200H47V199H46ZM65 200H64V201H65ZM82 200H84V202H85V196H84V198H83ZM87 200H86V201H87ZM93 200H94V199H93ZM93 200H92V201H93ZM112 200H113V199H112ZM121 200H122V198H121ZM121 200H120V202H121ZM123 200H125V199H123ZM123 200H122V202H125V201H123ZM130 200H131V199H130ZM135 200H136V202H138V201H140V198H139V200H138V199H135ZM135 200H134V204L136 203ZM137 200H138V201H137ZM142 200H141V202H142ZM149 200H150V199H149ZM149 200H148V202H151V201H149ZM155 200H156V199H155ZM160 200H161V199H160ZM176 200H177V199H176ZM42 201H43V200H41V202H42ZM44 201H45V200H44ZM62 201H63V199H62ZM96 201H97V200H96ZM96 201H93V202H96ZM172 201H173V203L176 202L175 200H172ZM172 201H170V199H169L168 202L170 203V202H172ZM36 202H35V203H36ZM66 202H65V203H66ZM73 202H74V201H73ZM89 202H91V199L88 201V203H89ZM109 202H108V204H107L106 206L109 205V207H110ZM122 202H121V203H122ZM132 202H133V201H132ZM132 202H129V204H130V203L132 204ZM152 202H153V201H152ZM158 202L160 203V201H158ZM158 202H157V203H158ZM168 202H167V203H168ZM177 202H178V201H177ZM35 203H33V204H35ZM39 203H40V202H39ZM39 203H37V204L39 205ZM53 203H54V202H53ZM58 203H59V202H58ZM58 203H57V205H58ZM60 203H61V202H60ZM60 203H59V204H60ZM74 203H75V202H74ZM88 203L86 202V204H88ZM91 203H92V202H91ZM118 203H119V202H118ZM121 203H119V204H121ZM127 203H128V202H127ZM142 203H143V202H142ZM153 203H154V202H153ZM42 204H43V202H42ZM45 204H47V203H45ZM49 204H50V203H49ZM77 204H78V203H77ZM89 204H90V203H89ZM96 204H97V203L94 204V207H95ZM112 204H113V203H112ZM123 204H126V202L123 203ZM123 204H122V206H124V207H122V209H121V211H120V212H122V213L125 211L124 208L126 207V206L123 205ZM134 204H133V205H134ZM136 204H137V203H136ZM138 204H139V202H138ZM181 204H182V203H181ZM35 205H36V204H35ZM35 205H34V206H35ZM60 205H61V204H60ZM90 205L93 206L92 204H90ZM101 205H99L100 207H99V206H98V207L101 208ZM133 205H132V206H133ZM141 205H143V204L140 203V206L137 205L136 207H134L135 210H134L133 207L130 205V206L132 207V209L134 210V212L132 211L133 214H131V217H130L129 214H127V215L130 217V218H129V222H128V223H129L128 226H129L130 230L133 232V233H131L130 235L133 234V235H132V238L134 237V239H135V236H137L138 228L142 226L141 223H142V224H145V223H143V222H141V223L139 222V221H141V217H140V219H139L138 222H137V220H138L139 217L136 218V217H137V210H138V207H141ZM155 205L157 206V204H155ZM155 205H154V206H155ZM159 205H160V204H159ZM159 205H158V206H159ZM43 206H45V205H43ZM43 206H42V207H43ZM46 206H47V205H46ZM50 206H52V205L50 204ZM50 206H48V207H50ZM66 206H67V204H66ZM66 206H65L64 208H66ZM70 206L73 207V204L70 205ZM130 206H128V207H130ZM134 206H135V205H134ZM149 206H150V203H148V207H149ZM160 206H161V205H160ZM166 206H167V208H168V205H166ZM169 206H170V205H169ZM178 206L180 207L181 205H178ZM178 206H177V207H178ZM37 207H38V206H37ZM59 207L62 208V206H59V205H58V208H59ZM72 207H71V208H72ZM87 207L89 208L90 206L87 205ZM87 207H85V208L81 207V208H83V210H84V209H86ZM109 207H108V208H109ZM118 207H119V206H118ZM146 207H147V205H146ZM146 207H145V208H146ZM150 207H152V209H153V206H152V205H151ZM174 207H176V206H174ZM184 207H185V206H184ZM184 207H182V208H184ZM54 208L56 209L55 206H54ZM71 208H69V209H71ZM88 208L86 209L87 211L90 210V208H89V209H88ZM91 208H93V207H91ZM95 208H96V212L98 211V214H99V215H97V214L95 215V209H94V215H91V211H88L89 214H90L91 216H94V217L98 216V217L101 218L100 213L102 214V212H100V211H104V210H102V209H100V210L98 209V210H97V205H96ZM120 208H121V207H120ZM160 208H161V207H160ZM160 208H159V209H160ZM164 208H166V207H164ZM46 209H47V208H46ZM59 209H60V208H59ZM66 209H67V208H66ZM72 209H73V208H72ZM76 209H77V208H76ZM78 209H80V208L78 207ZM105 209H106V208H105ZM113 209H114V208H113ZM123 209H124V211H123ZM126 209L129 210V211L126 210V212H127V211L130 212V210H132V209H130V208H126ZM142 209H144V208L142 207ZM142 209H141V210H142ZM162 209H163V208H162ZM168 209H169V208H168ZM176 209H177V208H176ZM180 209H181V208H180ZM184 209H186V208H184ZM184 209H183V210H184ZM34 210H35V209H34ZM48 210H49V209H48ZM56 210H57V209H56ZM81 210H82V209H81ZM86 210H85V211H86ZM91 210L93 211V209H91ZM114 210H115V209H114ZM118 210H119V209H118ZM139 210H140V209H139ZM139 210H138V211H139ZM141 210H140V211H141ZM147 210L150 211L151 209H150V210L147 209ZM163 210H165V209H163ZM166 210H167V209H166ZM43 211H44V210H43ZM46 211H47V210H46ZM50 211H51V209L49 210V212H50ZM64 211H65V210H64ZM70 211H71V210H70ZM106 211H107V209H106L104 212H106ZM108 211H109V209H108ZM108 211H107V212H108ZM143 211H145V209H144ZM155 211H156V210H155ZM167 211H168V210H167ZM173 211H174L175 216H177V219H178V217H180L179 214H185V212L183 213L182 209L180 210V211H181L180 213L177 212V210H173ZM49 212H48V213H49ZM51 212H53V211H51ZM73 212H74V211H72V214H73ZM80 212H81V211H80ZM128 212H127V213H128ZM141 212H142V211H141ZM141 212L139 213V216H141V215H140ZM41 213H42V212H41ZM75 213H79V212L77 211V212H75ZM75 213H74V214H75ZM83 213H84V212H83ZM85 213H86V212H85ZM112 213H113V212H112ZM114 213H115V212H114ZM114 213H113L112 215H114ZM124 213H125V212H124ZM154 213H155V212H154ZM167 213H168V212H167ZM178 213H179V214H178ZM43 214H44V213H43ZM55 214H58V213H55ZM55 214H54V215H55ZM81 214H82V212H81ZM86 214H88V213H86ZM92 214H93V213H92ZM115 214H116V213H115ZM147 214H148V212H147ZM149 214H150V213H149ZM170 214H172V213H170ZM188 214H189V213H188ZM188 214H187V215H188ZM54 215H53V216H54ZM60 215H61V213H60ZM64 215H65V214H64ZM83 215H84V214H83ZM83 215H82V216H83ZM90 215H89V216H90ZM106 215H107V214H106ZM143 215H144V214H143V212H142V216H143ZM155 215H156V214H155ZM155 215H153V213H152V217H154ZM160 215H162V214H160ZM167 215H168V214H167ZM45 216H46V214H45ZM48 216H49V215H48ZM53 216H52V217H53ZM56 216H58V215H56ZM56 216H55V217H56ZM61 216L63 217V215H61ZM67 216H68V215H67ZM67 216H66V217H67ZM74 216H76V215H74ZM80 216H81V215H80ZM109 216H110V215H109ZM150 216H151V215H150ZM158 216H159V215H158ZM181 216H182V215H181ZM185 216H186V215H185ZM191 216H192V215H191ZM58 217H59V216H58ZM58 217H56V218H58ZM64 217H65V216H64ZM64 217H63V218H64ZM77 217L81 219V218H83L84 216H83V217H79V215H78ZM77 217H76V218H77ZM102 217H103V216H102ZM104 217H105V216H104ZM104 217L101 218V221H102V219H104ZM112 217H113V216H112ZM120 217H121V216H120ZM120 217H118V218L121 219V221H122V218H120ZM148 217H149V216H148ZM155 217L157 218V221H158V222H159V221H162V220H163L162 218H164V221H165L164 223L167 224V222H166V220H165V219H167V217H163V216H162V218L160 217V220H158L159 218H158L157 216H155ZM155 217H154V218H155ZM171 217H172V216H171ZM188 217H189V216H188ZM87 218L90 219V218L88 217V215H87ZM100 218H99V219H100ZM110 218H111V217H110ZM115 218H116V217H115ZM142 218H144V216H143ZM154 218H153V219H154ZM172 218H173V217H172ZM60 219H62V218H60ZM60 219H59V220H60ZM67 219H69V218H67ZM70 219H74L73 216H71ZM70 219H69V220H70ZM92 219H93V217H92ZM94 219H95V218H94ZM97 219H98V218L95 219V220H96V223H98V222H97ZM106 219H107V218H106ZM108 219H109V217H108ZM145 219H146V217H145ZM186 219H187V217H186ZM191 219H192V218H190V221H192ZM199 219H200V218H199ZM64 220H65V219H64ZM77 220H78V219H77ZM77 220H76V221H77ZM109 220H110V219H109ZM116 220H117V223H118V219H117V218H116ZM142 220L144 221V219H142ZM146 220L149 221L150 218H149V219H146ZM146 220H145V222H146ZM167 220H168V219H167ZM179 220H180V218H179ZM188 220H189V219H188ZM188 220H187V222H188V224H189V221H188ZM61 221H62V220H61ZM65 221H66V220H65ZM70 221H73L72 223L75 222L74 220H70ZM81 221H82V220H81ZM88 221H90V220H88ZM98 221H100V220H98ZM103 221H104V220H103ZM103 221H102V223H103ZM105 221H106V220H105ZM105 221H104V222H105ZM150 221H151V220H150ZM150 221H149V222H150ZM152 221H153V220H152ZM184 221L186 222V220H184ZM194 221H195V219H194L192 222H194ZM198 221H201L200 224L197 223V224H199V226H202V225H204L203 223H205V222H203L202 220H198ZM198 221L196 220V222H198ZM92 222H93V221H92ZM110 222H111V221H110ZM115 222H116V221H115ZM122 222H123V221H122ZM149 222H146V224L143 226V227H144L143 230H144L147 234H148V233H149V234H150V233L152 234V233H153V230L155 229V227H157V226H161V225H158V222H157V226L155 225V226H154V229H152V228H153V227H152L153 225L151 226V225L149 224ZM181 222H182V221H181ZM181 222H180V223H181ZM185 222H183V223H185ZM187 222H186V223H187ZM192 222H191V223H192ZM196 222H195V223H196ZM202 222H203V223H202ZM34 223H35V222H34ZM63 223H64V222H63ZM63 223H62V225L65 226L66 222H65V224H63ZM70 223H71V222H70ZM72 223H71V224H72ZM83 223H84V221H83ZM85 223H87V222H85ZM88 223H89V222H88ZM90 223H91V222H90ZM100 223H101V222H100ZM100 223H99V224H100ZM102 223H101V224H102ZM105 223L108 224V221L105 222ZM119 223H120V222H119ZM151 223H152V222H151ZM154 223H156V222H154ZM154 223H152V224H154ZM160 223H162V222H160ZM164 223H163V225L165 226L166 224H164ZM183 223H181V224H183ZM186 223H185L184 225H186ZM195 223H193V224H195ZM38 224H39V223H38ZM68 224H69V223H68ZM79 224H80V223H79ZM79 224H77V225H79ZM101 224H100V226H101ZM115 224H116V223H115ZM122 224H123V223H122ZM138 224H140L141 226L138 225ZM181 224H180V225H181ZM201 224H202V225H201ZM205 224L207 225V223H205ZM77 225H76V226H77ZM84 225H85V224H84ZM84 225H83L78 231H81V232L83 233V236L91 237V235H93L95 232H94L93 234H91V233H90L91 230H90V229H89V230H86V227H85L86 225H89V224H86L85 226H84ZM92 225H93V226H92ZM92 225H91V226H92V230H93V229H95V224L93 223ZM105 225H106V224H105ZM118 225H119V224H118ZM118 225H114V224H113L112 226H117V227H118ZM163 225H162V226H163ZM206 225H204L205 227H203V229H205V228L207 227ZM208 225H209V224H208ZM38 226H39V225H38ZM66 226H67V225H66ZM68 226H69V225H68ZM89 226H90V225H89ZM97 226H98V225H97ZM102 226H103V228L106 227V226H104L103 224H102ZM109 226H111V225L109 224ZM120 226H121V225H120ZM120 226H119V227H120ZM138 226H139V227H138ZM162 226H161V228H160L157 232H159L161 229H163ZM175 226L179 227L178 225H175ZM175 226H174V227H175ZM195 226H196V225H195ZM29 227H30V226H29ZM40 227H41V224H40ZM62 227H63V226H62ZM79 227H80V226H79ZM79 227H77V228H79ZM119 227H118V229H120ZM123 227L126 228L127 226L125 227V226L123 225V226L121 227V229H122ZM167 227H168V226H165V229H164L165 231H167V230H166ZM181 227H183V226H181ZM188 227H191V226L189 225ZM192 227H193V226H192ZM30 228H31V227H30ZM34 228H36V227H33L32 230H35ZM41 228H43V227H41ZM51 228H52V227H51ZM74 228H75V227H74ZM84 228H85V229H84ZM88 228H89V227H88ZM98 228H99V227H98ZM107 228H108V227H107ZM107 228H106V229H107ZM113 228H115V227H113ZM113 228H112V229H113ZM124 228H123V229H124ZM127 228H128V227H127ZM127 228H126V230H127ZM141 228H142V227H141ZM141 228H139V230H140ZM158 228H159V227H158ZM158 228H157V229H158ZM171 228H172V227H171ZM183 228H185V227H183ZM207 228H208V227H207ZM212 228H213V226H212ZM37 229H38V228H37ZM47 229H48V228H47ZM58 229H60V230H58V231H60V232L62 231V230H61V227H59ZM104 229H105V228H104ZM104 229H103V231H104ZM157 229H156V230H157ZM168 229H169V228H168ZM185 229H186V228H185ZM189 229H190V228H189ZM192 229H193V228H192ZM194 229H195V227H194ZM194 229H193V230H194ZM196 229H198V227H197ZM199 229H201V227H200ZM208 229H209V228H208ZM49 230L52 231V229H50V228H49ZM65 230H66V229L63 228V231H62V232H64ZM70 230H71V229H70ZM95 230H97V227H96ZM110 230H111V228H110ZM110 230H109V231H110ZM114 230H116V228H115ZM126 230H125V233H126ZM130 230H128V231H130ZM141 230H142V229H141ZM141 230H140V231H141ZM170 230H171V229H170ZM186 230H187V229H186ZM35 231H36V230H35ZM38 231L41 232L40 228H39ZM51 231H50V232H51ZM53 231H54L55 233H56V232L58 233V231H55V228H54ZM53 231H52V232H53ZM73 231H75V230L73 229ZM100 231H101V230H100ZM103 231H102V232H103ZM131 231H130V232H131ZM162 231H163V230H162ZM171 231H172V230H171ZM190 231H191V233L194 234V232H193L191 229H190ZM196 231H198V230H196ZM203 231H204V230H203ZM205 231H206V230H205ZM205 231H204V232H205ZM47 232H48V231H47ZM52 232H51V233H52ZM66 232H67V231H66ZM104 232H105V231H104ZM112 232H113V231H112ZM116 232H117V231H116ZM118 232H119V231H118ZM118 232H117V233H118ZM121 232H122V230H121ZM130 232H129V233H130ZM154 232H156V231L154 230ZM157 232H156V233H157ZM160 232H161V231H160ZM160 232H159V233H160ZM199 232H200V230H199ZM199 232H198V233H199ZM206 232H207V231H206ZM208 232H209V230H208ZM67 233L69 234V230H68ZM67 233H66V234H67ZM74 233H76V231H75ZM113 233H114V232H113ZM123 233H124V230H123ZM140 233L144 234L143 231L140 232ZM156 233H153V234H156ZM159 233H158V234H159ZM195 233H196V232H195ZM202 233H203V232H202ZM209 233H210V232H209ZM44 234H45V233H44ZM49 234H50V233H49ZM59 234H60V233H59ZM76 234H77V233H76ZM76 234H74L73 237H74ZM78 234H79V233H78ZM99 234H100V233H99ZM110 234H111V233H110ZM142 234H140V236L138 235L139 238H138V236H137V239L140 240V237H141ZM151 234L148 235L147 238H149V236H150V238H152V237H153V234H152V235H151ZM162 234H163V233H162ZM162 234H159V235L156 234V235H157L156 237H158V236H160V235H162ZM164 234H165V233H164ZM168 234H169V233H168ZM170 234H171V235H170V237H171V236H173L174 233H170ZM188 234L190 235V233H188V231H187V235H188ZM193 234H192L191 236H194ZM200 234H201V233H200ZM204 234H205V233H204ZM45 235H46V234H45ZM51 235H52V234H51ZM60 235H61V238H62V236H65V235H62V233H61ZM103 235L105 236V233H103ZM103 235H102V236H103ZM106 235H107V234H106ZM108 235H109V234H108ZM108 235L106 236V238L109 237ZM114 235H115L116 237L119 236L120 239H122V238L124 239L123 235L120 234V233H119L118 236H117L116 234H114ZM120 235H122V236H120ZM125 235H126V234H125ZM128 235H129V234H128ZM128 235H127V236H128ZM174 235H176V234H174ZM189 235H188V237H190ZM202 235H203V234H202ZM202 235H199V236H202ZM49 236H50V235H49ZM80 236H82V235H80ZM102 236H101V237H102ZM151 236H152V237H151ZM163 236H165V235H163ZM166 236H167V233H166ZM166 236H165V237H166ZM195 236H197V235H195ZM199 236H197V238H198ZM203 236H205V235H203ZM203 236H202V237H203ZM207 236H209V235H207ZM207 236H205V237H207ZM59 237H60V236H59ZM67 237H68V235H67ZM86 237H85V238H86ZM98 237H99V236H98ZM111 237H112V236H111ZM121 237H122V238H121ZM130 237H131V236H130ZM161 237H162V236H161ZM168 237H169V235H168ZM175 237H178V235L175 236ZM45 238H46V237H45ZM47 238H48V237H47ZM53 238H54V237H53ZM61 238H60V239H61ZM99 238H100V237H99ZM99 238H98V239H99ZM102 238H103V237H102ZM104 238H105V237H104ZM127 238H128V237H127ZM141 238H142V237H141ZM143 238H144V237H143ZM150 238H149V239H150ZM166 238H167V237H166ZM166 238H165V241H166ZM171 238H172V240H173L174 237H171ZM190 238H191V237H190ZM194 238H196V237H194ZM58 239H59V238H58ZM66 239H67V238H66ZM115 239L118 240V241H117V240H116V241H117L119 244H120L121 242H123V239H122L121 242H120L119 238H115ZM125 239H126V237H125ZM125 239H124V240H125ZM130 239H131V238H130ZM137 239H136V240H137ZM152 239H153V238H152ZM158 239L160 240V238H158ZM188 239H189V238H188ZM89 240H90V239H89ZM99 240H101V239H99ZM111 240H112V239H111ZM132 240H133V239H132ZM136 240H134V242H135ZM139 240H137L139 244H137V243H135V244L138 245L139 249H141V248L143 247L144 243H146V242L143 243L142 241H143L144 239H143V240L141 239V245H142V244H143V245H142V247L140 248V246H139V245H140ZM153 240H157V239H153ZM162 240H163V241H161V240H160V241H161V242H164V239H163V238H162ZM169 240H170V238H169ZM169 240H167L168 244H169V242H171V244H172V240H171V241H169ZM175 240H176V239H175ZM175 240H174L173 242H174V243L176 242L177 245H178L179 242H182V241H183V240H182V241H179V242H178L177 240H176V241H175ZM205 240H206V239H205ZM205 240H204V242H205ZM55 241H57V239H56ZM64 241H65V239H64ZM84 241H85V240H84ZM87 241H88V240H87ZM87 241H85V242H87ZM96 241L98 242L97 239H96ZM130 241H131V240H130ZM145 241H146V238H145ZM160 241H159V243H160ZM184 241H187L186 238H185ZM191 241H192V240H191ZM194 241L196 242L197 240H196V239L193 240V241H192V244H194ZM200 241H202V240H200ZM85 242H84V243H85ZM89 242H90V241H88V243H89ZM97 242H96V244L99 243V242H98V243H97ZM102 242H103V243H104V242H108V240L105 239V240L102 241ZM109 242H111V241H109ZM113 242H114V240H113ZM113 242H112L111 244H115V245H116L117 242H116V243H113ZM126 242H127V241H126ZM128 242H129V241H128ZM132 242H133V241H132ZM134 242H133V243H134ZM151 242H152V241H151ZM177 242H178V243H177ZM188 242H190V241H188ZM80 243H81V242H80ZM94 243H95V242H93V244H90V245L92 246V247H90V248H93L94 246L96 247V245H95ZM123 243H124V242H123ZM123 243H121V244H123ZM129 243H130V242H129ZM129 243H126V244H129ZM154 243H155V242H154ZM154 243H151L152 246H153V245H156V243H155V244H154ZM207 243H208V241H207ZM75 244H76V243H75ZM85 244H87V243H85ZM85 244H84V245H85ZM107 244H108V243H107ZM107 244H105L104 246L107 247ZM119 244H118V245H119ZM121 244H120V246H123V247H124V245H126V244H123V245H121ZM161 244H162V243H160V246H161V247L166 246V245H164V244H162V245H161ZM166 244H167V243H166ZM181 244H182V243H181ZM181 244H180V245H181ZM185 244H187V242H186ZM190 244H191V243H190ZM196 244H197L196 246L201 245V244H199V239H198V242H196ZM205 244H206V242H205ZM76 245H77V244H76ZM78 245H79V244H78ZM78 245H77V247H79ZM93 245H94V246H93ZM99 245H100V248H101L100 250H101V251H100V250H97V249L99 248V247L97 246V248L94 247V248H95V249H93L94 251H92V252L90 251L91 254L89 255V257H90L91 259H95L96 264H98V263L100 264V263H102L101 260H104V259L101 258V257H103L102 254H104V253L102 252V247H103V246L101 247V243H100ZM108 245H109V244H108ZM132 245H133V244H131V246H132ZM148 245H149V243H148ZM158 245H159V244L157 243V246H158ZM169 245H170V244H169ZM169 245H168V246H169ZM174 245H175V244H174ZM174 245H173V247H176V245H175V246H174ZM180 245H179V247H180ZM202 245H203V244H202ZM70 246H72V245H69V247H70ZM81 246H82V245H81ZM110 246H111V245H110ZM131 246H130V247H131ZM149 246H150L149 248L151 249L152 246H151V245H149ZM157 246H156V247H157ZM170 246H171V245H170ZM170 246H169V247H170ZM183 246H184V244H183ZM188 246H189V248H186V247H184V248H186V249H190V245H189V244H187V247H188ZM66 247L68 248V246H66ZM74 247H75V246H74ZM86 247H87V246H86ZM86 247H85V248H86ZM132 247H133V246H132ZM132 247H131V248H132ZM145 247H146V246H145ZM145 247H144V248H145ZM153 247H155V246H153ZM191 247H192V245H191ZM64 248H65V247H64ZM67 248H66V249H67ZM70 248H73V247H70ZM85 248H84V246H83V249H85ZM88 248H89V247H88ZM90 248H89V249H90ZM116 248H117V247H116ZM118 248H119V247H118ZM118 248H117V249H118ZM120 248H122V247H120ZM125 248H127V246H125ZM125 248H123V249H125ZM128 248H129V247H128ZM144 248H143V249H144ZM149 248H148V249H149ZM164 248H165V247H164ZM176 248H177V247H176ZM181 248H182V246H181L179 249H181ZM194 248H195V246H194ZM206 248H207V245H206ZM89 249L86 250V251H88V252L85 251V252H86L85 256H87V254L90 253V252H89ZM111 249H112V247H111ZM117 249H116V250H117ZM136 249H137V248H136ZM139 249H138V251H139ZM148 249H146V250H142V249H141V250L143 251L142 254L144 253V255H145V254H147L148 252H149V254H150V252H151V250H153V248H152L151 250L149 249L150 251H149ZM158 249H159V248H158ZM182 249H183V248H182ZM186 249H185V252H188L189 250L187 251ZM191 249H192V248H191ZM68 250L70 251V249H68ZM68 250L66 251V253L69 255L70 253H68ZM73 250L75 251L74 253H76V252H81V251H82V249H81V251H79L80 248H78V249L76 248V250H75V248H73ZM77 250H78V251H77ZM91 250H92V249H91ZM105 250H106V248H105ZM105 250H104V252H105ZM112 250H113V249H112ZM118 250H119V249H118ZM131 250H132V249H131ZM134 250H135V249H134ZM147 250H148V252H147ZM192 250H193V253H194L195 250H194V249H192ZM197 250H198V249H197ZM197 250H196V251H197ZM71 251H72V250H71ZM109 251H111V250H109ZM114 251H115V250H114ZM123 251H124V250H123ZM123 251H122V252H123ZM135 251H136V250H135ZM138 251H136V252H132V253H133V254H134V253H136V254H137V253L140 254L141 251H140V252H138ZM144 251H145L146 253H145ZM154 251H158V250H154ZM154 251H152V252H154ZM161 251L163 252L162 248H161ZM169 251H171V249H169ZM169 251H168V252H169ZM183 251H184V249H183ZM83 252H84V250H83ZM128 252L132 255V253L130 252L129 249H128ZM162 252H161V253H162ZM172 252H173V250H172ZM181 252H182V251H181ZM181 252H180V254H184V255H185V253H183V252L181 253ZM189 252H190V251H189ZM63 253H64V252H63ZM66 253H65L64 257L66 256ZM106 253H107V252H106ZM110 253H112V251H111ZM114 253H115V252H114ZM117 253H118V252H117ZM154 253H155V252H154ZM156 253H157V255H158V252H156ZM173 253H174V252H173ZM173 253H172V254H173ZM190 253L192 254V251H191ZM190 253H188V254H190ZM71 254H73V253H71ZM78 254H81V257H83L82 255H83L84 253H83V254H82V253H78ZM130 254H129V256H130ZM136 254H135V255H136ZM138 254H137V256H139ZM142 254H141V255H142ZM159 254H160V253H159ZM165 254L167 255V253H165ZM178 254H179V251H178ZM191 254H190V255H191ZM62 255H63V254H62ZM75 255H76V254H75ZM105 255H106V254H105ZM111 255H112V254H111ZM117 255H118V254H117ZM135 255H134V256H135ZM151 255H152V253H151ZM157 255H156V256H157ZM184 255H183V256H184ZM71 256H72V255H71ZM77 256H79V255H77ZM120 256H121V255H120ZM134 256H133V258H134ZM137 256H135V257H137ZM142 256H143V255H142ZM142 256H141V257H142ZM148 256L150 257V255H148ZM148 256L146 255V257H148ZM163 256H164V254L162 253L160 258H164ZM168 256H169V255H168ZM168 256H167V257H168ZM176 256H177V255H176ZM179 256H180V255H179ZM183 256H182V257H183ZM185 256L187 257V255H185ZM69 257H70V256H69ZM75 257H76V256H75ZM79 257H80V256H79ZM109 257H110V258H108V261H109V259H111V256H110V255H109ZM144 257H145V256H143V260H142L141 264H147V263L145 262L146 259H144ZM154 257H155V256H154ZM158 257H159V256H158ZM165 257H166V256H165ZM169 257H170V256H169ZM191 257H192V256H191ZM191 257H190V258H191ZM67 258H68V257H67ZM72 258H73V257H72ZM83 258H84V257H83ZM117 258H118V257H117ZM122 258H123V257H122ZM122 258H121V259H122ZM151 258H153V257H151ZM155 258H156V257H155ZM155 258H154V259H155ZM160 258H159V259H160ZM170 258H171V257H170ZM174 258H175V257H174ZM178 258L180 259V257H178ZM187 258H189V257H187ZM63 259L65 260L66 257L63 258ZM74 259H75V258H74ZM100 259H101V260H100ZM149 259H150V258H149ZM154 259H152V260H154ZM156 259H157L156 263L159 262V261H158V258H156ZM165 259H166V258H165ZM165 259H163V260L161 259V260L164 262ZM167 259H168V258H167ZM185 259H186V258H185ZM185 259H184V260H185ZM67 260H69V259H67ZM112 260H113V259H112ZM116 260H117V259H116ZM137 260H138V258H137ZM161 260H160V261H161ZM173 260H177V259H173ZM180 260H181V259H180ZM110 261H111V260H110ZM113 261H114V260H113ZM148 261H151V260H148ZM167 261H168V260H167ZM181 261L185 263V262L187 261V259H186V261H183V260H181ZM77 262H79V261H77ZM80 262H83V261L80 260ZM121 262H122V260H121ZM136 262H137L136 264H138L139 261H136ZM170 262H172V261H170ZM189 262H190V261H189ZM191 262H192V261H191ZM191 262H190V263H191ZM85 263H86V262H85ZM113 263H114V262H113ZM154 263H155V262H153V263H151V264H154ZM156 263H155V264H156ZM166 263H167V262H166ZM175 263H176V262H175ZM89 264H90V263H89ZM93 264H94V263H93ZM110 264H111V263H110ZM157 264H158V263H157ZM160 264H163V263H160ZM176 264H177V263H176ZM179 264H180V263H179ZM185 264H187V263H185ZM188 264H189V263H188ZM192 264H193V263H192Z\"/></svg>", "mask_w": 264, "mask_h": 264}]
</instances>
